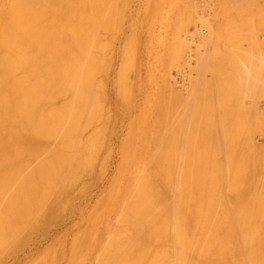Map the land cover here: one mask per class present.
Wrapping results in <instances>:
<instances>
[{"label":"rangeland","instance_id":"374dc122","mask_svg":"<svg viewBox=\"0 0 264 264\" xmlns=\"http://www.w3.org/2000/svg\"><path fill=\"white\" fill-rule=\"evenodd\" d=\"M3 1L6 2V4H4V5L1 4V8L4 10L3 11L4 15L0 16V24H5V25L7 24V25H10L11 27H15V26L22 27L21 24L22 25L24 24L23 27H24V30L26 32H27L26 24H29V25L32 24L31 26H34L33 29H35V30L32 29L33 30L32 35L34 36V34L37 32L36 33L37 36H35V37H37V39H40V36H43L44 38L45 37L49 38L48 33H45L46 34V36H45L44 32H49V30H51L52 27L55 25V28H53L52 30L55 29L54 30V31H56L55 33L59 34V35H60V32H62L64 30V33L68 34V35H66V37L68 38V36H69V39L65 38V40L70 41V38L72 37L71 38L72 42H73V40H75L74 43H76V45L78 44L76 49H79L80 46L82 45L81 47H84L83 52L84 53L86 52V54H85V56H83V58L79 57L78 62H80L82 59H84L81 61L82 63L85 64L82 70H84V68L88 65V68H85L88 71L87 70L82 71L83 77H81V78L85 77L86 80L89 79L88 80L89 82L85 80L86 82H88L89 86L88 85L86 86L88 88H87V92H86L87 97L85 98V101L86 100L87 101H86V103H83L84 105H82V106H84V107L82 109H79L82 107L81 106L82 103L78 104V105H77V103L72 104L71 102H74V97L71 100L69 99L71 101L70 103L72 104V106L69 105V109H67L69 111L66 110L67 112H65V113H67V117L69 114L74 115V117H75L77 115L76 113H78L80 110L84 109L85 113L81 112L82 114H80V112H79L78 115L76 116V117H78V116L82 115L81 118L78 117L79 120H78V118L75 117L76 122L78 120L77 123L74 120H73V122H72V120L70 121L71 118L69 119V117H68V119H67L65 117V120L67 122L69 121L71 123L65 122L66 124H64L63 123L64 117L62 119L61 115H59V117H57V118H56L57 115L54 116L52 119H55V121L54 120L47 121L46 123H48V125H46V123H45V125L48 127L47 129H49V127H51V129H52L55 125L57 127V128L55 127L56 132L59 131L58 132L59 136L54 137V139L52 138L53 140L52 139L50 140L49 137L43 138V139H48V140L52 141L53 143H50L48 140H46L47 141L46 142L43 139H39V137L37 138V140L34 139L35 141L39 140L40 143L37 142V143H39V148H41L40 145L42 143L47 145L45 147L46 148L45 152H44V149H43V152H42V150L41 151L38 150V151L42 152V154L39 152L40 153L39 156H37L38 152L36 153L37 148L36 149L33 148V149H35V151H33V149L30 150V148L33 146H29V144L27 145V146H29L28 151H27L26 150V148H27L26 144L23 146V147L26 146V148H23L22 147L23 144H22V142H20L22 144V145L20 144L21 145V149H20V147L18 145L19 144L18 141H17L18 144L15 143L16 145H13L12 142L14 143L15 142L14 140L13 141L9 140L10 139L9 137H8L9 139L5 140V141H7V140L12 141V142H10L11 144L8 143L10 145V149H12V147L15 148V146H16V148H18V149H16L17 151L15 149L11 150V151L15 150L14 152H16L17 155H15V156L13 155L14 157L10 156L11 158H8V159H12V158L15 159V157H18V154H19V158H21L22 160H24V158L31 157V159H29V161L25 160L24 164H26V162H30V160L32 161V158H36V156H37V159H36L35 163L33 161L31 162L34 165L30 163L31 165L28 166L29 164H26L28 166V168H26L27 167L26 165L22 164L23 161L18 159L19 162L18 161L17 162L21 163V164H19V167L17 166L19 169L15 168V170H14V168H12L11 171L9 170L10 173L12 172L11 173L12 175H14L16 171H18V173L19 172L22 173V175L24 177H21V179L18 180L17 182L13 181L15 178H10V175H9L10 173L7 170H3V168H2V171H0V180L1 181L2 180L4 181L5 179L3 177H6L3 175V177L1 178V175H2L1 173L4 172L5 174H7V176L9 175V178L6 177V180L3 182V184H1L2 182L0 183V193H1V191L3 192L5 190V188L7 190L9 188V191L11 192V190L13 188H15L14 186H17L16 184L19 183L20 186L19 187L17 186V188L18 189L20 188L19 191L22 189H23V191L18 192V189L15 191V189H16L15 188L12 191V193H14V191H15L16 194L14 193L13 195L15 196L18 194L17 196H18L19 200L21 199V200L25 201V198L28 197L26 199V201L24 202V205L22 204L23 202L21 201L22 202L21 208L28 206L30 209L28 207H26V208H23L22 210L26 209L24 211V213H26L25 215H27V213H29V215L30 214L33 215V216L27 215L28 217H30V219L27 218V220H26L24 217L25 215L22 214L23 212H20L21 210L19 211V214L22 215V216L19 215L21 217V219L19 217L18 218L20 219V221L17 218H15V219H17V221L20 223L23 222V224L21 223L22 227H21V225L19 226V224L17 223V221L15 219H12V218L8 219V222H10V220L12 221V224L10 223L11 225H14L17 223L16 224L17 226L16 225H14L15 227L12 226L14 229L15 228L20 229L19 227H21L23 229V230L15 229L13 231V233H15V235L17 233L20 235V236L16 235V237L11 236L6 232L7 231L6 229H8V228H5L7 226V221L5 220L6 221V223H5V222H3L4 219L2 220L0 218V226H2L5 223V225L2 226L3 227L2 230L0 229L1 234L3 233L1 235V237L6 232L9 235V237H8V235H4V236L8 237V240L10 239L9 240L10 243H8L9 242L8 240L7 241L4 240V241H6V243L4 242L5 244L3 243L4 244L3 245L2 242H3V239L5 237L0 238L1 246L2 245L6 246V247L2 246L3 251L0 252V264H140V263H142V264H164V262H167V261L169 262L170 257L173 256V254H171V253H173L172 251H174L175 256H177V254H176L177 252H175V251H178V248H179L178 243H179V245L183 244V246H184V244H187V242H189L188 243L189 246L188 245H186V246H188L190 249L193 248V246H191V245H194V242H195V245L197 242L199 243L195 246L194 249H192V250H194L193 252L195 253L196 256L190 252L192 254L191 255L192 257L195 256L196 262H198L200 259L199 254H202V255L206 254L208 252V248H209L210 251L213 249L215 253H217V251H218V253H222V254H219L220 257L216 256V257H218V263L217 264H220L221 262L225 263L224 261L230 262V260H227L229 258L234 261L236 259V257H237V261H239L240 264L242 263V260L244 261L242 264H252L251 263L252 259L249 260L250 256L248 255L247 249H245V251H242V249H243V247H242V249L240 250L241 254H240V251L238 252L234 248H233L234 249L233 251L231 249V254L229 251L231 248L230 245L232 243L235 244V245L234 244L233 245L236 248H237V246H242V245H240L241 243H243V245L246 243V241H243V239L253 238L254 236L252 237V234L255 235L254 232L256 233V235H255L256 237L259 236L260 234L264 235V233H263L264 227L262 229V226H264V217H263L264 214H262V213L264 211H261V210H264V208H261V207H264L263 206L264 205V196H263L264 195V185H263L264 184V174L262 173V172H264V161H263L264 160V0H64V1H62V0H60V1L59 0H47V2L45 0H3ZM57 1H58V3L60 2V4H58ZM0 3H2V0H0ZM64 4L67 6V8ZM2 5L5 8H3ZM68 5H69V8H68ZM62 7H64L63 9H67V10H63ZM60 9L63 11L62 13H61ZM71 10L76 12V14H73L74 12L73 13L70 12ZM63 13H64V15H63ZM68 13L69 14L72 13V14L69 15ZM59 14H61V16L62 15L63 16L59 17L60 16ZM67 14L69 15L68 17H70V18H67ZM77 16H79L80 18H78ZM65 19L67 22L65 21ZM74 19H76V20L78 19V21H76ZM74 21H76V22H74ZM65 22L67 23V25ZM46 25L49 27V29ZM56 25H57V27H60L62 31H60V28L57 29ZM61 25H62V27H61ZM44 27H45V29H43ZM50 27H51V29H50ZM64 28H66V29H64ZM71 28H72V30H71ZM40 29H42V32ZM46 29H47V31H46ZM22 30L23 29L20 28L19 34H21ZM32 30H28V32L30 31V33H31ZM66 30H69V31L71 30L70 31L71 33L68 31L65 32ZM54 31H53V36L55 34ZM40 33H43V35H40ZM25 34H27V33H25ZM38 34L40 35L39 37H38ZM49 34H52V33H49ZM69 34H73V35H71V37H70ZM74 34H76V35H74ZM77 34H78V36H77ZM59 35H57V38ZM35 37L31 36V38H34L33 39L34 41H35ZM77 37L78 38L80 37L79 38L80 40L77 39ZM50 38H49V40L51 41L52 38H54V37H52L51 39ZM55 38H56V36H55ZM45 39L47 40V38H45ZM45 39H42L41 41H43ZM61 39L62 38H58V39H56V41L57 40L60 41ZM65 40L62 39V41H65ZM84 41H85V43H83ZM35 42H32V44H34ZM79 42H82V44ZM45 43H47V42L45 41ZM49 43H52V42L48 41L47 44H49ZM23 44H21V45L26 47L25 46L26 44L25 43H23ZM38 44H40V43H38ZM38 44H37V46H39ZM24 47H22V49H25ZM28 47L29 46L27 45L26 48L28 49ZM29 48H31V47H29ZM37 48L34 47L33 49H37ZM76 49H72V50H76ZM79 50H78V53L80 52L79 54H77V52L75 51L76 55H80V54H81L80 56L84 55V53L82 54V52ZM26 51H29V50H26ZM31 51H32V49H31ZM35 51L36 50H34V53H36ZM31 53L33 54V52H31ZM37 53H39V52H37ZM32 54H30V55H32ZM72 54L73 53H70L71 56H73ZM24 55H25V53H24ZM27 56H29V55H27ZM69 56L66 57V60L68 58H70ZM89 56L92 58H90ZM85 57L87 58L88 63L85 62L86 61ZM7 58H9V57H6L4 60H6ZM24 58H26V55H25V57L23 56V60H24ZM41 60L42 59H40V62H41ZM66 60H65V62H66ZM89 62H91L90 65H89ZM25 63L27 64V61ZM33 63H31V65L27 64L30 67V69H28L26 72L27 73L29 72V74H30L31 71L35 69L37 72H35V70H34V72L32 71L34 76H32V74H31V78H30V75L29 74L28 75H29L30 79L33 80L32 77H34V79L37 81V79L39 80L43 75L39 76L38 70L40 68H38V70H37L36 67H38V66L36 65L37 64L36 61L33 60ZM226 63H228V64H226ZM239 63H241V64H239ZM66 64H68V62L65 63V65ZM33 66H34V68H33ZM68 66L66 68L67 71H70V70L75 71L76 70V69H74L75 67H73V66L68 67ZM82 66H83V64H82ZM91 67H92V69H90ZM241 67H242V70H241ZM80 68H82V67L80 66ZM227 68H229V69H227ZM232 68H233V70H232ZM244 68H247V69L245 70ZM219 69H220V71H219ZM224 69H226V70L223 71ZM230 69L232 70V72H230L231 71ZM238 69L241 72L238 71ZM244 70H245V73L243 72ZM74 71H72V72H74ZM86 72H88V73H86ZM238 72H239V74H238ZM25 73L24 72L19 73V76H20V74L25 75ZM34 73H37L38 77H35L36 75ZM84 73L86 74V76H84L85 75ZM24 75L22 76L23 80H25ZM28 75L26 74L27 77H28ZM223 75H225V77ZM232 75H233V78H232ZM240 75H241V77H239ZM242 76H243V78H242ZM43 77H44V79L46 78L45 76H43ZM50 78H51V76H50ZM240 78H241V80H240ZM32 80H31V83H35V82H33L35 80H33V81ZM83 81L84 80L82 79L81 82H83ZM221 81H223V82H221ZM227 81H228V83H227ZM239 81H240V83H238ZM37 82H42V81H37ZM208 83L209 84L212 83L213 86H212V84L209 85ZM234 83L237 84L238 86L235 85ZM37 84H35V85H37ZM40 84L41 83L38 84L39 85L38 87L41 88L42 86H40ZM82 85L83 84L81 83L80 87ZM215 85H217V86H215ZM209 86H211V87H209ZM38 87H36V88H38ZM51 87L52 86H50L49 89H51ZM84 87H85V85H84ZM226 87H229V90ZM44 88H46L45 85H44ZM44 88H43L42 92L49 93V91H48L49 89L46 88L47 89L46 90ZM53 88H55V87H53ZM221 88H222V91L218 90ZM232 88H234V89H232ZM231 89L236 90V91H233V93H232ZM44 90H46V91H44ZM72 90H74V89H72ZM90 90H91V93L89 94L88 92H90ZM208 90L209 91L212 90V91L209 92ZM224 90H226V91H224ZM54 91H56V90H54ZM76 91L77 90L74 91V94L76 93ZM80 91L82 93V90H80ZM206 91H208V92L205 93ZM218 91L219 92L221 91V92L219 93ZM241 91H242V93H241ZM50 92H51V90H50ZM203 92H204V94H203ZM216 92L218 93V96H217ZM223 92L226 95H224ZM46 93H43V95H42L43 100H45L46 97H48L45 95ZM54 93H56V92H54ZM54 93L53 94L49 93L50 95L47 94V95H49L48 98L53 97ZM239 93L243 94V95H240ZM19 94H21V93H19ZM19 94H18L19 99L17 98L18 99L17 101L15 100L16 98L14 99L16 101V103L20 101ZM72 94L69 93V95H71V97H72ZM237 95H239V96H237ZM226 96H227V98H226ZM233 96H235V98H238V99H236L238 102H236V100ZM10 97H11V95H10ZM61 97H59L60 99L56 98V100L60 102V100L63 98V97L62 98ZM80 97H78V99H80ZM83 97H84V94H83ZM208 97H210V99ZM9 98H7V99H9ZM11 99H12V97L9 100H11ZM65 99L68 100V98H64L62 100H65ZM214 99H215V101H214ZM62 100L60 103L64 105L65 103ZM66 100H65V102H66ZM78 101H76V102H78ZM59 102L55 101L54 103H59ZM43 103H45V101ZM60 103L55 104L54 106L51 105L52 108H49V109H47V107H49V106L44 107V105H43L44 111H43V109L41 111L45 112V108H46V110H49L50 113H53L51 110H53V108L56 105L57 106L60 105ZM207 103L209 105H207ZM15 104L11 100L10 105H8V106H10V108H11L12 106L13 107L16 106ZM233 104H234L235 108H233V106H232ZM195 105L196 106L198 105L197 108ZM57 106H56V108H57ZM61 106L58 107L59 111H61L60 113H62V111L64 112V109H65L64 106L62 108H61ZM65 106H67V104ZM75 106L76 107L79 106V107L76 108ZM86 106H87V108H86ZM209 106L211 108H209ZM229 106H231V108ZM236 106H237V108H236ZM72 107L79 109V110H76V113L73 112L76 115L69 113L72 110L71 109ZM25 108H26V112H25ZM25 108H24V111L22 110L23 109L22 108L21 109L22 112L20 114L17 112V114L18 115L23 114L24 116H22V115L21 116L25 120L24 123H25V125H28V123H30L29 121H31V119L28 118L29 119V121H28V119L26 120V118L29 116L28 115L29 112H31V114H33L32 113L33 110H32V107L30 109L27 107H25ZM39 108H41V107H39ZM39 108H37V111L39 110ZM56 108H54V109H56ZM185 108H186V110H184ZM192 108H193V110H192ZM194 108H195V110H194ZM58 109H57V111H58ZM61 109H63V110H61ZM196 109H198V110H196ZM205 109H207V110H205ZM209 109L212 111H210ZM199 110H201V111H199ZM37 111H34V112H36L35 114L38 113ZM49 111H47V112H49ZM54 111H56V110H54ZM59 111H58V113H59ZM194 111H195V113H190V112H194ZM205 111H207V112H205ZM24 112H25V114H24ZM26 113H27V115H26ZM58 113H56V114H58ZM174 113H176V114H174ZM189 113H190V115H189ZM208 113H209V115H208ZM193 114L195 116V119H194ZM195 114H197V115H195ZM62 115H63V113H62ZM185 115H187V116H185ZM64 116H65V114H64ZM191 116H193V117H191ZM34 117H35V115H34ZM74 117L72 119H74ZM188 117H189V120H188ZM31 118L33 119V117H31ZM35 118L38 119V117H35ZM198 118H200V119H198ZM212 118H213V120H212ZM8 119L12 120V117L9 118V116H8ZM190 119H193L194 121H192ZM207 119H208V121H206ZM171 120H173V122H170ZM196 120H199L200 122L202 121L201 124L202 123L205 124L207 122V124H205V126L206 125L207 126L204 127V126L198 125L200 123H199V121H198V123H195V122H197ZM5 121L3 123H5ZM9 121H8V123H9ZM26 121H27V123H26ZM34 121L35 120H33V122L31 121L32 122L31 124H33ZM189 121H191V122H189ZM53 122L56 124H54ZM175 122H176V124H175ZM209 122H210V124H209ZM8 123L6 122L7 125H8ZM40 123L36 122L33 125H35V126L37 125L36 127H38V125L40 124L43 127L44 125L42 124V122H40ZM62 123L64 124V126L66 125L65 127L67 129V133L65 132L66 129H64V126H62L63 130H61V131L62 132L64 130L65 131L63 133H61V135H60V130L58 128H59V126L61 127ZM74 123L77 124L78 128L74 127L75 126ZM165 123L167 124V126ZM170 123H171V125H168ZM31 124H29L28 126H24L26 128V131L28 130L29 127L31 128ZM58 124H59V126H58ZM70 124H72V128L74 127L76 129L68 128L67 126H69ZM179 124L181 125L182 128H180ZM194 124H196V126ZM33 125H32V127H33ZM40 125H39V127H40ZM79 125H80V127H79ZM197 125H198V127H200V126L201 127L198 128ZM171 126H173V127H171ZM175 126H176V128H175ZM168 127H169V130H168ZM192 127H193V129H192ZM202 127H204V128H202ZM215 127L217 129H220V130H217ZM30 128H29V130H31ZM177 128H179V129H177ZM225 128H227V129H225ZM39 129L40 128H38V129L34 128L33 130L38 131ZM60 129H62V128H60ZM170 129H173V130H170ZM204 129L206 131H203ZM207 129H208V131H207ZM209 129H211V130H209ZM228 129H229V131H227ZM71 130H72V132H71ZM187 130H189V133ZM168 131H170V133H168ZM180 131H181V133H180ZM183 131H184V133H183ZM201 131L204 134L203 135L204 137L207 135L206 136L207 139L206 138H203L202 140L200 139L201 142L202 141L204 142V140L206 141L204 143L202 142V144H201V142L198 143L199 142L198 138L203 137ZM222 131H223V133H220ZM56 132L52 135L54 136L56 134ZM206 132H209L210 135H208ZM181 134L184 137H182ZM221 134H223V135H221ZM166 135H169V137H166ZM195 135H197V137ZM198 135H199V137H198ZM163 136L166 138H164ZM170 136H172L171 140L173 141V143H174V141H175V143L176 142L178 143L179 138L182 139V141L180 140V145H179V143L178 144L176 143L177 146H175L176 144L171 143L172 141L170 140V138H171ZM209 136L210 137L212 136V138L210 139ZM5 137H7V135ZM175 137H177L178 139L175 140L176 139ZM219 137H221V139L223 138L224 140H220ZM168 138H169V140H168ZM215 138H217L219 140V143H217L218 140ZM226 138L228 140H225ZM163 139L165 141L167 140L168 142L166 141V143H165V141H163ZM193 139H195V140H193ZM34 140H33V142H35ZM189 140H190V142H189ZM215 140H217V141H215ZM193 141H195L197 143H195ZM230 141H231V143H230ZM213 142H214V145H213ZM54 143H55V145L58 143L57 144L58 146L56 145L55 149L53 148V150H52L51 145H53ZM160 143H162V144L160 145ZM187 143L191 146L189 147V145ZM222 143H224V144L227 143V144L224 146ZM44 144H43V147H44ZM49 144H50V147H49ZM59 144H61V145H59ZM64 144H65V146H64ZM163 144H165L164 147H162ZM167 144H169V145L166 146ZM70 145L72 147V148L70 147L71 149L69 148ZM171 145H172V147L170 148ZM192 145H194V146H192ZM220 145H221V147H220ZM165 146H166V148H165ZM77 147H78V150L76 149ZM191 147H192V149H191ZM197 147H198V149H197ZM172 148H174V149H172ZM219 148H222V150L221 149L219 150ZM48 149H50L53 153L48 151ZM164 149L166 150V152L164 151L165 156H162L163 155L162 150H164ZM167 149H168V151H167ZM209 149H212V150H209ZM215 149H217L216 153H217V151H219V154L217 153L218 157H216V155L213 154V152L215 153ZM224 149H226V150H224ZM192 150H193V153H192ZM199 150H201V151H199ZM234 150L236 153L234 152L232 154V152ZM236 150L238 151V153ZM32 151H33V153H32ZM169 151L171 152V154L169 153ZM225 151H227L226 152L227 154L225 153ZM228 151H229L230 157L227 156ZM245 151H246V154L244 153ZM247 151H249V152L247 153ZM211 152H212V154H211ZM224 153H225V155H224ZM242 153H243V155H242ZM257 153H258V155L256 156ZM77 154H79V155H77ZM238 154H240L241 157H239ZM244 154L247 157H248L247 154H250L251 156L254 155L253 157H251L249 155V157L252 158V159H250L252 162L249 161L248 160L249 157L246 158L244 156ZM33 155H34V157H33ZM167 155L169 158L165 159L167 157ZM232 155H233V157H232ZM259 155L260 156L262 155V156L259 157ZM76 156H77V158H76ZM156 156H157V159L161 160L162 162L161 161L157 162ZM197 156H200V157L198 158ZM212 156H214V157H212ZM83 157H84V159H83ZM85 157L88 158L87 162L85 161ZM162 157H164V160H162ZM170 157H171V160H170ZM78 158H79V161H78L79 163L81 162L80 160L83 159V161H85L87 163V165L91 164L92 167L87 166L82 161V164H81L82 167L79 164L77 165V166H79L77 168V171H78V169L80 171V169L82 168L80 172L78 171L79 174H77V175H79V177L76 175L77 181L75 179H72V178H71L72 181H69L71 176H69L68 173L69 174L71 173V175L73 174L74 167H75L74 163L78 160ZM154 158L156 159L155 162H157V165L154 162V160H155ZM189 158H191L192 160ZM201 158H202V160H201ZM240 158H241V160H240ZM242 158H244V159H242ZM262 158H263V160L261 161ZM73 159H74V161H73ZM195 159L197 160V161H195L196 163H194ZM217 159H218V161H217ZM256 159L258 160V162ZM15 160H17V159H15ZM165 160H166V162H164ZM198 160H199V163L197 164ZM206 160H208V161H206ZM223 160H225V161L223 162ZM247 160L249 161V163L250 162L251 163L249 164L247 162ZM254 160H256V163H258V164H256ZM3 161H2V163H3ZM190 161H192L193 163L192 162L191 163L196 166L197 173H196L195 167L190 166L188 164V163H190ZM201 161H204L205 163L209 162L210 164H212L213 169H211L212 166H210L209 163H206V167H203L202 165H205V163L201 162ZM235 161L237 162V164H235L236 163ZM240 161H242V163H239ZM13 162H14V160L10 164H12ZM78 162H76V163H78ZM90 162H92V163H90ZM260 162H261V164H259ZM158 163H159V165H158ZM165 163H166V165H165ZM171 163H174V165ZM200 163H202V165ZM229 163H231L232 165L231 164L228 165ZM10 164L8 162L9 166H10ZM17 164H15V162H14L13 165H17ZM161 164L165 165V166H163V168L165 170L161 167ZM167 164H169V166H171V167L167 166ZM217 164L218 165L220 164L221 166H218ZM224 164H225V166H224ZM251 164H253V165H251ZM83 165H86V168H84ZM215 165L217 166V168ZM245 165H247V166H245ZM24 166H26V167H24ZM166 166L169 167L170 170L168 168H166ZM214 166H215V168H214ZM172 167L174 170H176V171L178 170L177 174L175 171H173ZM222 167L225 168V169H223L222 172L223 173L226 172L225 173L226 177H227V173L229 172L227 178H225L224 176L223 177L220 176L222 173L221 172ZM260 167H262V169ZM25 168H26V170H25ZM70 168H71V170H70ZM160 168H161V170H160ZM191 168H192V170H191ZM198 168H202V171L199 172L200 169H198ZM205 168H207V169H205ZM236 168H238V169L236 170ZM188 169L190 172L191 171L192 172L190 173L188 171ZM218 169H220V170H218ZM232 169H234L235 171H233ZM246 169H248V170H246ZM258 169H261L262 171H259ZM13 170H14V172H13ZM88 170H90V171H88ZM167 170H169L171 173ZM185 170L188 173H186ZM203 170H205V173H204V175H201ZM226 170H228V171H226ZM239 170H240V172H241V170L242 171L245 170L247 173H245V171H244L243 172L244 175H243L242 173L239 172ZM22 171H25V173ZM85 171H87V174ZM161 171L162 172H169V174L168 173H162ZM172 171L175 172L174 175H178V176H175L177 178H174ZM180 171H181V174H180ZM207 171L210 173H208ZM213 171L216 172V174L213 173ZM219 171H220V173H219ZM157 172H160V173H157ZM260 172H261V174H260ZM83 173H85L86 175H84ZM195 173L196 174L199 173V176L196 175ZM217 173H219V174H217ZM223 173H222V175H224ZM235 173H236V176H235ZM251 173L253 174V176H251L252 175ZM81 174L83 176H81ZM163 174H166V175L168 174V175L163 176ZM179 174L181 176H179ZM189 174H191V175H189ZM192 174H194L195 179H193ZM211 174H213V175H211ZM232 174H234V175H232ZM12 175H11V177H12ZM215 175H217V176H215ZM169 176H170V179H169ZM171 176H173V177L171 178ZM190 176H192V177L190 178ZM203 176H206V178H205L206 180L204 179V183L206 185L207 184L209 185L208 186L209 189L205 184L202 185L203 184L202 183L203 182V179H202ZM213 176H215L216 178ZM218 176H219V179H218ZM249 176H251V177H249ZM160 177L161 178H163V177L167 178V179L163 178V179H165L164 180L165 183H163V179L161 180ZM182 177H184V178H182ZM185 177H187V178H185ZM257 177H259V178H257ZM73 178H75V176ZM178 178H180V179H178ZM224 178H225V181H223ZM9 179H12V180H9ZM183 179L190 180V181L187 180L186 183L192 184L196 190H197V188H201V187L204 188V190H201L202 188L200 189L201 192L196 191L198 194L195 192L197 194V195L195 194V196H193L194 195L193 191H195V189L193 188L192 192H189V193L192 195L191 196L192 198L194 197L193 198L194 200L192 198L190 200H192L193 202H195V200L198 201L196 198H199L201 193L203 191H205V192H203L205 194V196H203L202 198L203 199L205 198V201L208 200L209 202L211 201V203L213 202V204L211 205V210L209 212H207L211 218L206 215L209 218V220H208V218L206 219V217L204 220H205L206 226L209 225V226L213 227L212 230L216 231V229H217L219 231V232L216 231L217 235H215L216 237L218 236L215 239V243L218 241L219 242V243L217 242L218 244L217 243L216 244L210 243L211 241L214 242L213 239L215 237L213 236V234H216L214 231L208 229L209 232L211 231L210 232L211 237L212 236L214 237V238L212 237L213 239L211 240L210 239L211 237H210L209 233L207 232L208 231L207 229H206V232L204 230L205 228L201 229L203 231L198 230V229H200L199 227L202 224H204V220H202L204 216H202V217L199 216L201 218V220L200 219H199V221H197L198 219L196 220L198 222V224L200 223L199 226H197L198 224L195 221L196 216L194 214H191V216L189 215V213L186 214L188 212L187 210L189 208L187 209V207H185V206H187L188 202L191 203V201H189L188 195H186L187 192H186V194L184 193V195L187 196V198H184V202H186L185 200L187 199L185 206L180 204L181 207H184V208L177 206L179 204L180 197L182 199V197L184 195L180 196L179 198H175V199H177V200L179 199V200H178V203L176 201V202H174V205H173L172 201L175 200L174 196L175 197H178V196H176L177 194L171 195L172 191L174 190V192H175V190L179 186V185L178 186H176V185L178 183L182 184ZM191 179H193V180L191 181ZM197 179H201V181L199 183H197L198 182ZM207 179L209 180V182ZM210 179H212V180H210ZM220 179H221L222 183L220 182ZM251 179H252V181H251ZM142 180L147 182L146 184L150 185V186H148V185L145 186L146 190L148 188L146 193L149 194V192H151L150 195L152 193H154V194L159 193L158 196H160V202L159 201L158 202H159L160 206L163 205L160 208L159 204H156V206L158 205L157 207H158L159 211H160V209L161 210L163 209L165 204L168 205V208L169 207L171 208V205L174 206V208L172 206L174 211H170V209L167 210V207H165L166 209L164 208L166 211L164 209L161 211L162 213H160L157 210L160 214H162L161 217L163 216V212H166V213H164V214H166V215H164V217L166 216L165 218L174 217L175 218L174 220H177L178 217L182 218L183 217L182 215H184V216L188 215L185 218L188 219L189 224H191L190 222L195 221V223L197 225L193 228V231H192V232H194L193 233L194 237L192 235V232H190V231L184 232V233L188 232L187 237L184 239L194 238L193 241H192V239H190L191 242H193V244L189 241V239H187V240L183 239L184 235L186 236V234H184L182 231L183 225L185 223L187 224V220L185 218L184 219L186 220V222L181 219L182 220L181 222H185V223L182 225L181 230H179L180 232L177 230H176L177 232L175 231V229H177L176 225H175V229L173 230L174 232L172 231V229H173L172 225L173 224L170 225L169 223H173V221L172 222H171V220L169 221V218H168L167 222H169V223H167L166 225H168V224L170 225V227L172 229L169 228L168 230L171 229L172 233L171 232L169 233L166 231V235L164 234L165 229L168 228L169 225L167 227L164 224V226L166 228L165 227L163 228V226H162L163 229L159 228L162 225L161 220H163V218H161L160 215L157 216V218L160 217V220H158L157 218L156 219L154 218V220L156 222H158V223L155 222L156 226H157V224L160 225L155 229L159 228V230H161L160 232H159V230L155 231V229L153 231V228L155 227V226H153V225H155L153 223L154 220L150 219V217L145 216V215L144 216L146 217V219H145L146 221L148 220L147 217L149 218V220H152L150 223L146 222L147 223L146 224L144 221V225L142 224V227H141V225H139L141 228L138 227L137 225H135V224H139V223L134 224V220H136V218L138 217L139 212L137 214V217H136L135 213L139 209H141L142 214H144V213H146V210H147L146 208H144V210L146 209L144 212V210L142 209L143 207H139V205H142L143 202H142V204L138 203L139 201L136 200V199H138L137 192H136V194L134 193L135 191H140V189L142 190V188L139 186L141 182L144 183V181H142ZM166 180H168V181L170 180L172 185L169 184L167 186L166 184L168 183V181H166ZM214 180H216V181H214ZM237 180H238V182H236ZM245 180L247 181V183L245 182ZM256 180H258L259 183L256 182ZM66 181H67V183H66ZM74 181H76V183H74ZM226 181H228L229 183L228 182L226 183ZM69 182H71V185H69V188H68L67 185L69 184ZM216 182L217 183L219 182L220 184H223V185L226 184L225 185L226 187L228 185L229 187H227V188L229 189V192L231 194L226 191L228 189L225 186H223V185L220 186V184L219 183L217 184ZM230 182H231V184H230ZM244 182H245V184H247L246 186H245ZM72 183H74V184H72ZM173 183H175V185ZM213 183H215V185L211 186ZM143 186L144 185H142V187ZM203 186H205V187H203ZM215 186H216V189L215 188L210 189V187L212 188ZM70 187H71V189H70ZM168 187L171 188V192L168 189ZM222 187H223V189H222ZM2 188H3V190H1ZM138 188H139V190H138ZM180 188H181V185H180ZM180 188H178V190H176V191H179ZM134 189H135V191H134ZM144 190H142V191H144ZM212 190H213V194L209 193ZM214 190H215V192H214ZM235 190H236V192H235ZM245 190H247V191H245ZM168 191L170 192V194L167 193ZM232 191H233V193H232ZM140 192H138V194ZM246 192L248 194H246ZM20 193H23V195L25 197H23L22 194L20 195ZM26 193L29 196L26 197ZM146 193H145V195H146ZM160 193H162L163 195H161ZM220 193H221V195H220ZM228 193H229V195H228ZM140 194H139L140 196H142V194L144 195V193H142V192ZM154 194H152L151 196H153ZM251 194H253L252 195L253 197H251ZM168 195H170V196H168ZM211 195L213 197H211ZM240 195H241V197H240ZM19 196H21V197L19 198ZM135 196H137V197H135ZM144 196L141 197V198H144V206L145 205L146 206L151 205V203L153 204L152 197L151 198L149 197L151 202L147 203L148 204L147 205L145 202H148V201H145V199H147V198H145ZM148 196H146V197H148ZM163 196L165 198L168 196L169 197L168 199H170L171 196L172 197L169 200V202L166 203L168 201V199L166 198L167 201L165 200V198H162V200H161V197H163ZM215 196H216V199L214 198ZM132 197L134 198L133 202H132ZM210 197H211V199H209ZM218 197H219V199H218ZM226 197H227V199H226ZM141 198H139V200H141ZM149 198H148V200H149ZM220 198H222L223 200ZM250 198L255 201L254 204H256V203L257 204L254 205L252 202L253 200H250ZM18 199H16V200L18 201ZM29 199H31L30 201H33V202H27V200H29ZM247 199H248L249 203H245V201L247 202ZM164 200L166 202H164ZM221 200H222V202H220ZM154 201H155V199H154ZM161 201L163 202L162 204H161ZM235 201H237L239 203V205H243L245 203L243 205L245 209L243 208V206L239 207V205H237L238 203ZM259 201H261V202L263 201L262 206H261V202H259ZM193 202L191 204H193ZM217 202H218V204H216ZM233 202H235L234 205H235V208H237L236 210H239V208H240V210L243 209L241 211L242 213H239V211H236V214H235L236 216H234V213H228V211H227V208L228 209L230 208V210H231V208L235 210V208H233L234 206L232 205ZM250 202L252 204L251 206H250ZM18 203H20V202H18ZM221 203H224V204L221 205ZM226 203L229 204L228 205L229 207L227 206ZM169 204H170V206H169ZM182 204H184V203H182ZM230 204L232 205V207ZM259 204L261 207H259L260 209L259 208H257V209H259V211H261L260 214H258L259 211L254 212V210H251V209H253L252 206L258 207ZM3 205H1V207H3ZM134 205H135L136 209H133ZM189 205L190 204H188V206ZM215 205H216V208H214ZM42 206H44L45 208L43 207V209H42L41 208ZM152 206H154V205H152ZM152 206H151V208L149 206V208L152 209ZM35 207H37L38 209ZM137 207H139V209ZM178 207H180V208H178ZM222 207H223L225 212L227 211L225 214H223L224 212H223ZM250 207H251V209H250ZM14 208H16V206ZM175 208H178L181 210L183 209L180 212V214H178V215L182 214L181 216H177V212H179V210L175 209ZM0 209H1V211H0V213H1L2 210H4V209L3 208H0ZM34 209H37V210H34ZM150 209H148V211ZM153 209L155 210V214H154V212L152 214L151 211H149V213H150L149 214L147 211V214L149 216H151V218H153L152 217L153 215H156L155 206ZM216 209L218 210V212H217L218 214L216 213V211H217ZM257 209H255V210H257ZM28 210L29 211L32 210V211L28 212ZM134 210H136V211H134ZM212 210H213V212H212ZM234 210H232V211H234ZM244 210H246V211H244ZM12 211L9 213H12ZM132 211H134L135 213L132 214ZM3 212H5L4 216L3 215L1 216V214H2L1 213L0 217L4 218L5 215L9 214L7 211H3ZM6 212H7V214H6ZM170 212H173V213H170ZM248 212L252 213V215L249 214ZM13 213H15V212H13ZM37 213H39L38 216H36ZM212 213H214V215ZM219 213H220V215H219ZM16 214H17V212H16ZM34 214L36 217L34 216ZM174 214H176V215L174 216ZM221 214H223V215H221ZM130 215H132L135 218L131 219L133 217ZM216 215L218 216V218H219V216H220V218H222V216H223L224 219H225L224 216L226 215L227 218L225 220H223V219H221V220H223V223L225 224V221L230 219L229 221H230L231 225L233 224L234 227L237 225V224L235 225V223H237V221H239V220L240 221L243 220L241 222L239 221L241 223L240 225H242L243 222H246L249 225V220H250L251 223H250L249 228L252 227L254 230H251L252 229L251 228L250 229L251 231L250 230L248 231L247 230V229H249V228H247L248 225H246L245 223H244L245 224L244 228L246 226L247 231L242 226H239V224H238V226H236L237 231H236V229L235 230L232 229L233 233L230 231V229L233 227L231 225H230L231 228L230 227H228V228L227 227L226 228L225 227L224 228H217L214 226L215 222L218 221V218ZM139 216H141V214H139ZM144 216L142 215L141 218L138 217L136 222L137 221L139 222V219H140V221H143L141 219H144L145 218ZM228 216L230 217L229 219H228ZM238 216H241V217H238ZM244 216L246 217V219L248 221H246V219L244 220V218H243ZM261 216H262V218H260ZM31 217H34V218H32L33 220L31 219ZM231 217H232V219H231ZM235 217H236V219H235ZM22 218H24V220L26 222L24 220H22ZM165 218H164V220H165ZM191 218H193L192 221L190 220ZM1 220H2L3 224L1 222ZM13 220H15V221H13ZM36 220H37V222H36ZM129 220L131 222H129ZM132 220H133V222H132ZM31 221H33V223L36 225L33 226L34 224ZM201 221H202V223H201ZM252 221L254 223H252ZM24 222L26 224H27V222H28V224H30V222H31L32 226H31V224H30V226L27 224L28 225V228H27V227H25L27 225ZM209 222H211L210 224H212V225L208 224ZM213 222H214V224H213ZM220 222H222V221H218L217 223H220ZM131 224H132V227L130 226ZM189 224H187V225H189ZM227 224H229V222H227ZM257 224H259V225H257ZM185 225H184V228H185L184 230H186ZM8 226H9V223H8ZM135 226H137V229L135 228ZM144 226H145V228H147L146 229V231L148 230L147 232L144 231V229H145ZM257 226H259V228ZM23 227H25V229L27 228L26 231L29 230V228H30V230H32V231H30V230L28 231V232H30L29 234L31 236H29L28 232L24 231ZM119 227H121L122 230L125 228L124 230L126 233L124 232V230L119 231ZM133 227L135 228L136 233L134 232ZM189 227H191V225ZM196 227H197L198 231L196 230L197 232L195 233L194 229H196ZM129 228L132 230V231H130V233L127 232V229H129ZM238 228H240L242 232H240V230ZM257 228L259 230V233L257 232V230H255ZM189 229L191 230V228L187 227V230H189ZM223 229H224V231H223ZM17 230H18V232H17ZM162 230H164V231H162ZM9 231H11V228L9 229ZM117 231H119V233H120L119 236H122V239L124 238L121 241L124 243L120 242V239H121V237H120L119 241H118V239L116 240L119 242V244L117 243L118 245H113V244L109 245L111 240L113 242L112 238L117 236V235L114 236L115 232L118 234ZM227 231H229V233ZM131 232H132V234H131ZM212 232H213V234H212ZM222 232H223V235H220V234H222ZM9 233H11V232H9ZM146 233H148V234H146ZM173 233H174L175 237H174ZM180 233H182V234H180ZM21 234L23 235L22 237H21ZM130 234H131V236L128 237V235H130ZM176 234L179 236L178 238H180V242H177V241H179V239L177 240ZM196 234H198V235L196 236ZM229 234H231V235H229ZM248 234H250L251 236ZM161 235L165 236L167 238L162 237ZM180 235H182V236H180ZM226 235L229 237L228 239L226 238ZM151 236H153V237H151ZM157 236H159V237H157ZM169 236L171 237L170 242H171V239L174 240L173 243L175 245H173V246H175V249H173V246L171 247V243H167L169 241L165 240L167 244H170V246H166V243H163L164 240L162 241L163 238L169 239ZM10 237L13 238V241H12V238H10ZM126 237H127V239H126ZM144 237H146V238L144 239ZM197 237H199L198 241L195 240V238H197ZM207 237H210V238H208L211 240V241L209 240L210 242L207 241ZM230 237L232 238L231 240H229ZM233 237H234V239H233ZM237 237L239 239H237ZM116 238H114V239H116ZM134 238H135V240L141 239V242H138L139 240L137 241V243H136V241L132 242V240ZM159 238H160V240H158ZM201 238H203V239L205 238L206 242H203V240ZM34 239L37 242H34L33 241ZM181 239L186 241V243H184V241L182 243ZM14 240L17 242H14ZM152 240H154L155 242L153 241V243H152ZM249 240H247V241H249ZM19 241H21V242H19ZM116 241L114 240V242H116ZM142 241L144 242V245L148 248H146L143 245ZM148 241H149V243L147 245ZM150 241H151V243H150ZM222 241L225 243H222ZM228 241H230V242L232 241V242L230 243ZM250 241L253 242L254 240L251 239ZM31 242L32 243L34 242L33 245ZM134 242H135L136 246L138 247V249L135 247V244H133ZM158 242H160L159 245H156V244H158ZM11 243H15V244H13V246H15V247L12 248V246H10V245H12ZM21 243H23V245H25V247ZM131 243L133 245H131ZM28 244L31 246H28ZM114 244H116V243H114ZM137 244L140 246H138ZM210 244L214 247L211 248L212 246ZM21 245L23 246V248ZM26 245H27V247H26ZM221 245H223V246H221ZM1 246H0V248H1ZM158 246L159 247L161 246V247L159 248ZM183 246H181L182 248L180 247L181 250L183 249ZM186 246H184V253L187 250H188L187 252H189V248L188 247L186 248ZM200 246H202V247H200ZM144 247H145V249H144ZM205 247H207V248H205ZM4 248H6L7 250ZM134 248H135V250H134ZM204 248H205V250H204ZM128 249L130 251H132V254H131V256L133 255L132 258H130V256H129L130 254L129 255L127 254V253H131ZM148 249H150V251ZM139 250L143 251V252H141L143 255H147V257H146L147 259H149L148 256L152 257L151 255H153V257H155V258L152 257L149 260H145L144 257L142 258V254H139L140 253ZM158 250H159V252H158ZM192 250H190V251H192ZM195 250H196V252H195ZM235 251L237 252V255L240 254V256L243 257L245 254V257H247V258H245V257H244V259L241 257L238 258ZM246 251H247V254H246ZM133 252H137V253L134 254ZM145 252H147L148 254H146ZM164 252H166V253L168 252L169 258L166 257L167 254H165ZM226 252L229 253V255ZM178 253H180V252H178ZM181 253H182V255L178 254V258L180 256L183 257V258H180V260L182 261L180 264H183V263H185V260H182V259H185L186 256L189 257L190 253L185 254V258L183 256L184 253L182 251H181ZM211 253H212V255L214 254L213 252H211ZM232 253H234L235 255ZM126 254L129 256V258H127L128 256ZM157 254H158V256H157ZM225 254H227V256ZM18 255H19L20 259H19ZM122 255H123V259H122ZM159 255L161 256V259H160ZM197 255L199 256V259H198ZM134 256H137V257L135 258ZM175 256H173V257L175 258ZM157 257H159V259H157ZM162 257L164 259L166 258L164 260V262H163ZM226 257H229V258H226ZM176 258L174 259V260H176L174 262V264H178L180 262L179 260H177L178 258L177 259ZM195 258H192V261H193L192 264H195L194 263ZM223 258H226V259H223ZM130 259H132V260H130ZM151 259H153V260L155 259V261H153ZM171 259H172V257H171ZM171 259H170V262L172 261ZM190 259H191V257H190ZM263 259H264V257H263ZM186 260H188V259L186 258ZM245 260H247V261H245ZM147 261H149L150 263H148ZM192 261L188 260V262H192ZM219 261H220V263H219ZM233 261H231V262H233ZM188 262L186 261V264H188ZM248 262H250V263H248ZM172 263H170V264H172ZM198 264H199V262H198ZM213 264H216V262ZM233 264H236V260Z\"/></svg>","mask_w":264,"mask_h":264},{"label":"bare ground","instance_id":"6f19581e","mask_svg":"<svg viewBox=\"0 0 264 264\" xmlns=\"http://www.w3.org/2000/svg\"><path fill=\"white\" fill-rule=\"evenodd\" d=\"M45 1L47 2V0H45ZM59 1H60V0H59ZM62 1H64V0H62ZM3 2H4V1L2 0V3H0V16H3V15H4V12H3L4 10L1 8V4L4 5V4H6V2H4V3H3ZM57 3H58V1H57ZM61 3H62V2H61ZM66 3H67V2H66ZM58 4H60V2H59ZM3 5H2V7H3ZM64 5H65V4H64ZM65 6H66V5H65ZM3 8H5V7H3ZM63 8H64V7H62V9H63ZM66 8H67V6H66ZM68 8H69V5H68ZM60 10H61V9H60ZM63 10H67V9H63ZM62 12H63V11L61 10V13H62ZM64 12H65V11H64ZM67 12H68V11H67ZM70 12L73 13L74 11L71 10ZM65 13H66V12H65ZM72 13H71V14H72ZM68 14H69V13H68ZM68 14H67V18H70V17H68V16L71 15V14H69V15H68ZM73 14H76V12H74ZM59 15H60L59 17H62V16L64 15V13H63L62 16H61V14H59ZM72 16H73V15H72ZM74 17H75V16H74ZM77 17L80 18L79 16H77ZM65 18H66V17H65ZM68 20H69V19H68ZM74 20H76V19H74ZM63 21H64V20H63ZM65 21H66V19H65ZM76 21H78V19H77ZM76 21H74V22H76ZM66 22H67V21H66ZM66 22H65V23H66ZM70 22H71V21H70ZM74 22H73V23H74ZM68 23H69V22H68ZM23 25H24V24H23ZM23 25L21 24L22 27H19V26L11 27L10 25H7V24H6V25H5V24H0V171H2V168H3V170H7L8 172H9V170L11 171L12 168H14V170H15V168H18V167H19V164H21V163H18V162H19L18 159H20L21 161H23L22 164H24V161H25V160H26V161H29V159H31V157H28V158H24V160H22L21 158H19V154H18V157H15V159H17V160H15L14 158H12V159H8V158H11L10 156H13V155L15 156V155H17L16 152H14V151H15L16 149H18V148H16V146H15V148H13V147L11 146L12 149H10V145H9V144H11L10 142H12V141L14 140L15 142H14V143L12 142L13 145H16L15 143L18 144V142H19L18 145H19L20 149H21V145H22V144H23L22 147H23L25 144H26V146L29 144V146H33V147L30 148V150H32L33 148H35V149L37 148V149H36V150H37L36 153L38 152V153H37V154H38L37 156H39L40 153L42 154L43 149H44V152H45V149H46L45 147H46L47 145L41 142V143H42V144L40 145L41 148L43 147V144H44V147L41 149V148H39V143H40L39 140H38V141H35L34 139L37 140L38 137H39V139H43V138L49 137V139L51 140L52 138L54 139V137H58V136H59V135H58V134H59V133H58L59 131L56 132V129H55L56 126L54 125V127L52 126V127H53L52 129H51V127H49V129H47L48 127H47L46 125H48V123H46V122H47V121H50V120H51V121H52V120L55 121V119H52V118H53L54 116H56V115H57L56 118L59 117V115H61V118H62V119H63V117H64V122H63L64 124H66L65 122H67V121L65 120V117H66L67 119H68V117H69V119L71 118L70 121L72 120V122H73V120H74V121L76 122L75 117L78 115V113H79V112H80V114H82L81 112L85 113V112H84V109H83V110H80L79 112L77 111L78 113H76V110L82 109V108L84 107V106H82V105H84L83 103H86V101H87V100L85 101V98L87 97V96H86V95H87L86 92H87V88H88V87H86V86L88 85V82H89L88 80H89V79L86 80L85 77H84L85 79H84V78H81V77H83V76H82V75H83V74H82V71H84V70L86 71L87 69H85V68H88V65L84 68V70H82L85 64L82 63L81 61L84 60V59H82L80 62H78L79 57H80V58H83V56H85V54H86V52H85V53L83 52V51H84V49H83L84 47H81V46H82V45H81L80 48L78 47L80 50H79V49H76L77 46H78V44L76 45V43H74L75 40H73V42H72V40H71V38H72L71 35H73V34H69L70 37H71V38H70V41H71V42H70L69 40H68V41L65 40V38H67L66 35H68V34H65V33H64V30L62 31L60 27H57V25H56V28H57V29L60 28V31H62V32H60V35L55 33V32H56V31H54L55 29L52 30L53 28H55V25L52 27V29H51V27H50L51 30H49V32H44V35H45V36H46L45 33H48L49 38H50V37H51V38L54 37V38H52L51 41L49 40L48 37H45V38H47V40H46L43 36H40V35H43V33H40V35L38 34V37L40 36V39H37V37H35V36H37V34H36L37 32H36V33L34 34V36H33L32 33H33V30H35V29H33L34 26H31L32 24H31V25L26 24V28H27V29H26V28H25V29L27 30V32L24 30ZM43 25H44V24H43ZM58 25H59V24H58ZM66 25H67V23H66ZM46 26H47V25H46ZM46 26H45V27H46ZM45 27H44L43 29H45ZM47 27H48V26H47ZM61 27H62V25H61ZM68 27H69V26H68ZM71 27H72V26H71ZM20 28L23 29V30H22L23 32L21 31V34H19V33H20ZM35 28H36V27H35ZM72 28H73V27H72ZM72 28H71V30H72ZM32 29H33V30H32ZM48 29H49V27H48ZM64 29H66V28H64ZM28 30H32V32L30 33V31L28 32ZM40 30H41V32H42V29H40ZM71 30H70V31H71ZM36 31H37V30H36ZM46 31H47V29H46ZM51 31H52V32H51ZM53 31H54V33L56 34V35L54 34V36H53ZM67 31L70 32L69 30H66L65 32H67ZM25 33H27V34H25ZM38 33H39V32H38ZM49 33H52V34H49ZM58 33H59V32H58ZM62 33H63L65 36H64ZM70 33H71V32H70ZM48 35H47V36H48ZM57 35L60 36V37L58 36V38H62V39L65 40V41H62V39H61L60 41H59V40L56 41V39H58V38H57ZM74 35H76V34H74ZM31 36H32V37H35V41H36V42L38 41V42L36 43V42L33 40L34 38H31ZM55 36H56V38H55ZM61 36H62V37H61ZM77 36H78V34H77ZM79 36H80V35H79ZM51 38H50V39H51ZM79 38H80V37H79ZM79 38L77 37V39H79ZM31 39H32V40H31ZM42 39H45V40L41 41ZM67 39H69V36H68ZM54 40H55V41H54ZM79 40H80V39H79ZM40 41H41V42H40ZM45 41H46L47 43H48V41H49V42H52V43L47 44V43H45ZM32 42H35V43L32 44ZM23 43L26 44V45H25L26 47H27V45H28V46L31 47V48L28 47V49H27L26 47L23 46V45H24ZM38 43H40V44H38ZM71 43H72V44H71ZM73 43H74V44H73ZM79 43L82 44V42H79ZM83 43H85V41H84ZM86 43H87V42H86ZM21 44H23V45H21ZM37 44H38L39 46H37ZM34 45H35V46H34ZM71 45H72V46H71ZM79 45H80V44H79ZM83 45H84V44H83ZM89 45H90V44H89ZM84 46H85V45H84ZM86 46H87V45H86ZM22 47H24L25 49H22ZM34 47H36V48L38 47V48H37V49H33ZM71 47H72V48H71ZM73 47H74V48H73ZM88 47H89V46H88ZM70 48H71V49H70ZM31 49H32V51H31ZM72 49H76V50H72ZM90 49H91V48H90ZM23 50H24V51H23ZM26 50H29V51H26ZM34 50H36V51H35L36 53L39 52V53H37L38 55H37L36 53H34ZM78 50L81 51L82 54L84 53V55H82V56H80L81 54H80V55H76L75 51L77 52V54L80 53V52L78 53ZM91 50H92V49H91ZM25 51H26V52H25ZM72 51H73V52H72ZM31 52H33V54H32ZM24 53H25V55H26V58H24V60H23V56L25 57ZM70 53H73V54H72L73 56H71ZM30 54H32V55H30ZM68 54H69L70 56H69ZM90 54H91V53H90ZM90 54H89V55H90ZM27 55H29V56H27ZM67 56H69V57L71 58V59L68 58V59H69V60L67 59L68 61L66 60V57H67ZM76 56H77V57H76ZM90 56H91V55H90ZM90 56H89V57H90ZM6 57H9V58L6 59L7 61L4 60ZM21 57H22V58H21ZM90 58H92V57H90ZM40 59H42L41 62H40ZM33 60L36 61V63H37V64H36V65L38 66V67H36L37 70H38V68H40V69L38 70V74H39V76H40V75H43V76L46 77V78L44 79V77L42 76V77L40 78L41 80H40V79H39V80L37 79V81H42V82H37V81L34 79V77H32V78H33V80H35V81H33L32 79H30V78H31V74H32V76H34L33 73H32V71L34 72L35 69L32 70L30 74H29V72H28V73L26 72L28 69H30V67H29L28 65H29V64L31 65V63H33ZM65 60H66V62H65ZM70 60H71V61H70ZM75 60H76V61H75ZM85 60H86L85 62L88 63L86 57H85ZM5 61H6V62H5ZM23 61H24V62H23ZM26 61H27V64H28V65L25 63ZM90 61H91V60H90ZM67 62H68V64H66V65H67V66L69 65L68 67H71V66L75 67L74 69H76V70H75L76 72H75L74 70L67 71V69H66L67 66L65 65V63H67ZM71 62H72V63H71ZM83 62H84V61H83ZM236 62H237V61H236ZM74 63H75V64H74ZM87 63H86V64H87ZM90 63H91V62H89V65H90ZM33 64H34V63H33ZM33 64H32V65H33ZM70 64H71V65H70ZM73 64H74V65H73ZM78 64H79V65H78ZM82 64H83V66H82ZM226 64H228V63H226ZM236 64H237V63H236ZM236 64H235V65H236ZM239 64H241V63H239ZM34 65H35V64H34ZM80 66H81L82 68H80ZM226 66H227V65H226ZM31 67H32V66H31ZM33 68H34V66H33ZM78 68H79L81 71H80ZM65 69H66V70H65ZM90 69H92V67H91ZM220 69H221V68H220ZM220 69H219V71H220ZM227 69H229V68H227ZM244 69L246 70L247 68H244ZM225 70H226V69H224L223 71H225ZM230 70H231V69H230ZM232 70H233V68H232ZM232 70H231L230 72H232ZM236 70H237V69H236ZM236 70H235V71H236ZM241 70H242V67H241ZM245 70L243 71L244 73H245ZM248 70H249V69H248ZM248 70H247V71H248ZM72 71H74V72H72ZM87 71H88V70H87ZM238 71H240V70L238 69ZM247 71H246V72H247ZM22 72H24V73L26 72L25 75H24V74H22V75L20 74V76H19V73H22ZM35 72H37V71L35 70ZM65 72H66V73H65ZM69 72H70V73H69ZM90 72H91V71H90ZM90 72H89V73H90ZM92 72H93V71H92ZM228 72H229V71H228ZM230 72H229V73H230ZM240 72H241V71H240ZM80 73H81V74H80ZM86 73H88V72H86ZM226 73H227V72H226ZM26 74H27V75L29 74V75H30V78H29V75H28V77H27ZM34 74L36 75L35 77H38V74H37V73H34ZM69 74H70V75H69ZM79 74H80V75H79ZM84 74H85V73H84ZM91 74H92V73H91ZM224 74H225V73H224ZM235 74H236V73H235ZM235 74H234V75H235ZM238 74H239V72H238ZM23 75H24V77H25V80L22 79V76H23ZM246 75H247V74H246ZM50 76H51L52 79L50 78ZM84 76H86V74H85ZM223 76L225 77V75H223ZM230 76H231V75H230ZM20 77H21V78H20ZM89 77H90V76H89ZM89 77H88V78H89ZM219 77H220V76H219ZM239 77H241V75H240ZM245 77H246V76H245ZM26 78H27V79H26ZM28 78H29V79H28ZM216 78H217V77H216ZM232 78H233V75H232ZM235 78H236V77H235ZM242 78H243V76H242ZM82 79L84 80L83 82H81ZM228 79H229V78H228ZM31 80H32L33 82H35V83H31ZM85 80L88 81V82H86ZM213 80H214V79H213ZM234 80H235V79H234ZM238 80H239V79H238ZM240 80H241V78H240ZM242 80H243V79H242ZM223 81H224V80H223ZM223 81H221V82H223ZM231 81H232V80H231ZM243 81H244V80H243ZM36 82H37L38 84L41 83L40 86H42V87H41V88L38 87L39 85H38ZM208 82H209V81H208ZM233 82H234V81H233ZM81 83L83 84V85L81 86L82 88L80 87ZM85 83H86V84H85ZM225 83H226V82H225ZM227 83H228V81H227ZM238 83H240V81H239ZM246 83H247V82H246ZM35 84H37V85H35ZM89 84H90V83H89ZM208 84H209V83H208ZM210 84H212V83H210ZM210 84H209V85H210ZM218 84H219V83H218ZM220 84H221V83H220ZM234 84H235V83H234ZM243 84H244V83H243ZM44 85H45L46 88H48V89L50 88V86H52L51 89H49L48 91H49L50 94H53L54 92H56V93H54V95H55V94H56V95H55V96L53 95V97L48 98L50 94H49V93H46V92H42V91H43V88H44ZM53 85H54V86H53ZM84 85H85V87H84ZM90 85H91V84H90ZM223 85H224V84H223ZM227 85H228V84H227ZM230 85H231V84H230ZM235 85H237V84H235ZM247 85H248V84H247ZM47 86H48V87H47ZM88 86H89V85H88ZM212 86H213V84H212ZM215 86H217V85H215ZM220 86H221V85H220ZM237 86H238V85H237ZM242 86H243V85H242ZM245 86H246V85H245ZM36 87H38V88H36ZM53 87H55V88H53ZM76 87H77V88H76ZM209 87H211V86H209ZM239 87H240V86H239ZM46 88H44V89H46ZM75 88H76V89H75ZM79 88H80V89H79ZM90 88H91V87H90ZM223 88H224V87H223ZM226 88H228V90H229V87H226ZM37 89H38V90H37ZM72 89H74V90H72ZM232 89H234V88H232ZM232 89H231L232 93H233V91H236V90H232ZM239 89H240V88H239ZM244 89H245V88H244ZM36 90H37V91H36ZM46 90H47V89H46ZM46 90H44V91H46ZM50 90H51L52 93L50 92ZM54 90H56V91H54ZM75 90H77V91H76V93L74 94V91H75ZM78 90H79V91H78ZM80 90H82V93H81ZM85 90H86V91H85ZM204 90H205V89H204ZM206 90H207V89H206ZM218 90H221V91H222V88H221V89H218ZM241 90H242V89H241ZM53 91H54V92H53ZM84 91H85V92H84ZM208 91H209V90H208ZM208 91H206L205 93H207ZM211 91H212V90H211ZM211 91H209V92H211ZM221 91H220V92H221ZM224 91H226V90H224ZM237 91H238V90H237ZM243 91H244V90H243ZM71 92H72L73 94H72ZM79 92H80V93H79ZM218 92H219V91H218ZM220 92H219V93H220ZM239 92H240V91H239ZM19 93H21V94H19ZM43 93H46L45 95L48 96V97H46L45 100H43V98H42ZM69 93L72 94V97H71V95H69ZM77 93H78V94H77ZM85 93H86V94H85ZM88 93L90 94V93H91V90H90V92H88ZM216 93H217V92H216ZM228 93H229V92H228ZM236 93H237V92H236ZM241 93H242V91H241ZM243 93H244V92H243ZM18 94H19V97H20V101L16 103V101L19 99V98H18ZM47 94H49V95H47ZM83 94H84V97H83ZM203 94H204V92H203ZM223 94L226 95L224 92H223ZM239 94H240V93H239ZM10 95H11V97H12V99H11L12 102H14V104L16 103V104H15L16 106H14V107L12 106L11 108H10V106H8V105H10V102H11V100H9V99L11 98ZM45 95H44V96H45ZM68 95H69V96H68ZM74 95H75L76 97H75ZM79 95H80L81 97H80ZM219 95H220V94H219ZM221 95H222V94H221ZM224 95H223V96H224ZM232 95H233V94H232ZM240 95H243V94H240ZM61 96H62L63 98H62ZM67 96H68V97H67ZM77 96L80 97V99H78ZM88 96H89V95H88ZM206 96H207V95H206ZM210 96H211V95H210ZM217 96H218V93H217ZM237 96H239V95H237ZM9 97H10V98H9ZM59 97H61L62 99H64V98H68V100L65 99L67 103L65 102V100H62V99H61V100L64 101V103H65L64 105L61 104V103H60L61 100H60V102L56 100V98L60 99ZM70 97H71V98H70ZM73 97H74V102H71L70 100L73 99ZM198 97H199V96H198ZM229 97H230V96H229ZM233 97L235 98V96H233ZM233 97H232V98H233ZM7 98H9V99H7ZM15 98H16V99H15ZM17 98H18V99H17ZM83 98H84V99H83ZM208 98L210 99V97H208ZM221 98H222V97H221ZM223 98H224V97H223ZM226 98H227V96H226ZM14 99H15L16 101H15ZM69 99H70V100H69ZM198 99H199V98H198ZM236 99H238V98H235V100H236ZM239 99H240V98H239ZM13 100H14V101H13ZM78 100H79V101H78ZM91 100H92V99H91ZM199 100H200V99H199ZM204 100H205V99H204ZM44 101H45V103H43ZM55 101H56V102H59L60 105H58V106L56 105L57 108H56V106L54 107V108H56V109H54V108H53V110L50 109L54 114H53V113H50V111H49V110H46V108H45V112H43V111H44L43 108H44L45 106H49V107H47V109H49V108H52V106H54L55 104H59V103H54ZM72 101H73V100H72ZM76 101H78V102H76ZM82 101H83V102H82ZM88 101H89V100H88ZM210 101H211V100H210ZM214 101H215V99H214ZM226 101H227V100H226ZM70 102H71L72 104H73V103H74V104L77 103V105L82 103V104H81L82 107L79 105V106L81 107V108H79V109H76V108H78L79 106H77V107L75 106L76 108H75V107H74V108H73V107L71 108L73 111L71 110L69 113H72V114H75V113H76L77 115L75 114V115H76L75 117H74V115H71V114H69L68 117H67V113H65V112L69 111V110H67V109H69V105L72 106V104H71ZM208 102H209V101H208ZM236 102H238V101L236 100ZM239 102H240V101H239ZM6 103H7V104H6ZM89 103H90V102H89ZM209 103H210V102H209ZM213 103H214V102H213ZM223 103H224V102H223ZM45 104H46V105H45ZM66 104H67V106H65ZM91 104H92V103H91ZM91 104H90V105H91ZM11 105H12V104H11ZM43 105H44V107H43ZM51 105H52V106H51ZM61 105H62V106H61ZM207 105H209V104L207 103ZM238 105H239V104H238ZM238 105H237V106H238ZM7 106H8L10 109H9ZM59 106H61V108H62L63 106L65 107V109L63 108V109H64V112L62 111L63 115H62V113H60L61 111H59V109H58ZM73 106H74V105H73ZM195 106H196V105H195ZM197 106H198V105H197ZM197 106H196V108H197ZM202 106H203V105H202ZM202 106H201V107H202ZM214 106H215V105H214ZM214 106H213V107H214ZM226 106H227V105H226ZM232 106H233V108H235V107H234V104H233ZM237 106H236V108H237ZM25 107H27V108H29V109L32 107V110H33V112H32L33 114H31V112H29V113H28V115H29L28 117L26 116V115H27V113H26V115H25V116L27 117L26 120L29 118V119H31L32 122H33V120H35L37 123L42 122V124L44 125V126H43L44 128L40 125L41 123L39 124L40 127H39V125H38V127H36L37 125H36V126L33 125V124L36 123V122L34 121V123L31 124L32 122L29 121V119H28V121L30 122V123H28V125L31 124V128L29 127L31 130H29V128H28V130L26 131V128H25L24 126H28V125H25V123H24L25 120L22 118V116H24V115L21 114V115H22V116H21V115H18V114H17V112H18L19 114L22 112V111H21L22 108H23L22 110L24 111V108H25ZM33 107H34V108H33ZM39 107H41V108H39ZM227 107H228V106H227ZM229 107L231 108V106H229ZM37 108H39L38 111H37ZM86 108H87V106H86ZM204 108H205V107H204ZM209 108H211V107L209 106ZM34 109H35V110H34ZM42 109H43V111H41ZM57 109H58L59 113H58ZM63 109H61V110H63ZM74 109H75V110H74ZM218 109H219V108H218ZM32 110H31V111H32ZM54 110H56L57 112L54 111ZM66 110H67V111H66ZM184 110H186V108H185ZM192 110H193V108H192ZM194 110H195V108H194ZM196 110H198V109H196ZM205 110H207V109H205ZM209 110H210V109H209ZM235 110H236V109H235ZM27 111H28V110H27ZM29 111H30V110H29ZM34 111H37L38 113L35 114L36 112H34ZM47 111H49V112H47ZM88 111H89V110H88ZM199 111H201V110H199ZM210 111H212V110H210ZM25 112H26V108H25ZM25 112H24V114H25ZM73 112H75V113H73ZM86 112H87V111H86ZM205 112H207V111H205ZM213 112H214V111H213ZM56 113H58V114H56ZM87 113H88V112H87ZM182 113H183V112H182ZM190 113H195V111H194V112H190ZM190 113H189V115H190ZM15 114H16V115H15ZM64 114H65V116H64ZM174 114H176V113H174ZM180 114H181V113H180ZM210 114H211V113H210ZM213 114H214V113H213ZM14 115H15V116H14ZM32 115H33V116H32ZM34 115H35V117H38V119L35 118ZM70 115H71V116H70ZM178 115H179V114H178ZM189 115H188V116H189ZM195 115H197V114H195ZM208 115H209V113H208ZM8 116H9V118L12 117V120L8 119ZM83 116H84V115H83ZM185 116H187V115H185ZM193 116H194V114H193ZM193 116H191V117H193ZM31 117H33V119H32ZM73 117H74V119H72ZM78 117L81 118L82 115H80V116H78ZM78 117H76V118H78ZM87 117H88V116H87ZM176 117H177V116H176ZM180 117H181V116H180ZM180 117H179V118H180ZM191 117H190V118H191ZM209 117H210V116H209ZM13 118H14V119H13ZM24 118H25V117H24ZM79 118H78V120H79ZM206 118H207V117H206ZM213 118H214V117H213ZM213 118H212V120H213ZM182 119H183V118H182ZM194 119H195V116H194ZM198 119H200V118H198ZM202 119H203V118H202ZM5 120H6V121H5ZM7 120H8V121L10 120L11 122L9 121V123H8ZM78 120H77V122H78ZM168 120H169V119H168ZM188 120H189V117H188ZM190 120L194 121L193 119H190ZM4 121H5V123H3ZM39 121H40V122H39ZM60 121H61V120H60ZM185 121H186V120H185ZM185 121H184V122H185ZM196 121H197V122H195V123H198L199 120H196ZM206 121H208V119H207ZM209 121H210V120H209ZM6 122L8 123V125L6 124ZM77 122H76V123H77ZM170 122H173V120H171ZM189 122H191V121H189ZM201 122H202V121H201ZM201 122L199 121L200 124H198V125H201V126H204V127L207 126V125L205 126V124H207V122H206V123L204 122L205 124H203V123L201 124ZM213 122H214V121H213ZM213 122H212V123H213ZM26 123H27V121H26ZM45 123H46V125H45ZM49 123H50V122H49ZM53 123H54V122H53ZM63 123L61 124V127H60L59 124H58V126H59L58 129L60 130V135H61V133H63V132L65 131V130H64L63 132L61 131V130H63V127H62V126H64ZM67 123H71V122L68 121ZM76 123H74V124H75L74 127H77V124H76ZM166 123H167V122H166ZM166 123H165V124H166ZM178 123H179V122H178ZM181 123H182V122H181ZM54 124H56V123H54ZM175 124H176V122H175ZM190 124H191V123H190ZM209 124H210V122H209ZM32 125H33V127L35 126L34 128H36V129L40 128V129H39L38 131L33 130L34 128L32 127ZM168 125H171V123L168 124ZM179 125H180V124H179ZM194 125L196 126V124H194ZM198 125H197V127H198ZM213 125H214V124H213ZM49 126H50V125H49ZM65 126H66V125H65ZM65 126H64V129H66ZM69 126H70V127H69ZM69 126H67V127L71 129V128H72V124H70ZM166 126H167V124H166ZM176 126H177V125H176ZM176 126H175V128H176ZM184 126H185V125H184ZM201 126H200V127H201ZM41 127H42L43 129H42ZM74 127H73L72 129H76V128H74ZM79 127H80V125H79ZM164 127H165V126H164ZM171 127H173V126H171ZM178 127H179V126H178ZM186 127H187V126H186ZM193 127H194V126H193ZM193 127H192V129H193ZM200 127H198V128H200ZM204 127H202V128H204ZM208 127H209V126H208ZM32 128H33V129H32ZM56 128H57V127H56ZM60 128H62V129H60ZM77 128H78V127H77ZM180 128H182L181 125H180ZM198 128H197V129H198ZM209 128H210V127H209ZM212 128H213V127H212ZM215 128H216V127H215ZM177 129H179V128H177ZM216 129H217V128H216ZM225 129H227V128H225ZM168 130H169V127H168ZM170 130H173V129H170ZM201 130H202V129H201ZM209 130H211V129H209ZM217 130H220V129H217ZM176 131H177V130H176ZM187 131H188V133H189V130H187ZM190 131H191V130H190ZM203 131H206V130L204 129ZM207 131H208V129H207ZM213 131H214V130H213ZM225 131H226V130H225ZM227 131H229V129H228ZM55 132H56L57 135L55 134L56 136H55V135L53 136L52 134H54ZM65 132L67 133V129H66ZM71 132H72V130H71ZM172 132H173V131H172ZM210 132H211V131H210ZM218 132H219V131H218ZM69 133H70V132H69ZM69 133H68V134H69ZM168 133H170V131H168ZM178 133H179V132H178ZM180 133H181V131H180ZM183 133H184V131H183ZM199 133H200V132H199ZM201 133H202V131H201ZM201 133H200V134H201ZM206 133H207L208 135H210L209 132H206ZM206 133H205V134H206ZM213 133H214V132H213ZM220 133H223V131L220 132ZM171 134H172V133H171ZM174 134H175V133H174ZM176 134H177V133H176ZM185 134H186V133H185ZM214 134H215V133H214ZM6 135H7V137H5ZM44 135H45V136H44ZM51 135H52V136H51ZM177 135H178V134H177ZM181 135H182V134H181ZM191 135H192V134H191ZM203 135H204V134L202 133V136H203ZM221 135H223V134H221ZM43 136H44V137H43ZM164 136H165V135H164ZM164 136H163V137H164ZM178 136H179V135H178ZM195 136L197 137V135H195ZM195 136H194V137H195ZM206 136H207V135H206ZM206 136H205V137L203 136L202 138H201V137L198 138V140H199L198 143H200L201 140H202L203 138H206V139H207ZM8 137H9L10 139H9ZM41 137H42V138H41ZM166 137H169V135H166ZM166 137H164V138H166ZM170 137H171V138H170V140H171V139H172V136H170ZM179 137H180V136H179ZM182 137H184V136L182 135ZM196 137H195V138H196ZM198 137H199V135H198ZM216 137H217V136H216ZM11 138H12V139H11ZM175 138H176L175 140L178 139L177 137H175ZM209 138L211 139L212 136H211V137L209 136ZM209 138H208V139H209ZM213 138H214V137H213ZM219 138H220V140H224L223 138L221 139V137H219ZM224 138H225V137H224ZM6 139H9V140H12V141H9V140L5 141ZM53 139H52V140H53ZM173 139H174V138H173ZM200 139H201V140H200ZM215 139H217V138H215ZM33 140H34L35 142H33ZM43 140L46 141V140H48V139H43ZM50 140H48V141H49L50 143H53V142L50 141ZM168 140H169V138H168ZM178 140H179L178 143H179V145H180V140L182 141V139L179 138ZM193 140H195V139H193ZM212 140H213V139H212ZM217 140H218V139H217ZM217 140H215V141H217ZM225 140H228V139L226 138ZM17 141H18V142H17ZM159 141H160V140H159ZM163 141H165V140L163 139ZM166 141H167V140H166ZM166 141H165V143H166ZM171 141H172V140H171ZM209 141H210V140H209ZM215 141H214V142H215ZM20 142H22V144H21ZM23 142H24V143H23ZM37 142H39V143H37ZM46 142H47V141H46ZM160 142H161V141H160ZM167 142H168V141H167ZM189 142H190V140H189ZM193 142H195V141H193ZM193 142H192V143H193ZM202 142H203V141H202ZM202 142H201V144H202ZM204 142H206V141L204 140ZM204 142H203V143H204ZM207 142H208V141H207ZM211 142H212V141H211ZM214 142H213V145H214ZM223 142H224V141H223ZM232 142H233V141H232ZM8 143H9V144H8ZM36 143H37V144H36ZM58 143H59V142H58ZM58 143H57V144H58ZM171 143H173V141H172ZM176 143H177V142H176ZM176 143H175V141H174L173 144H176ZM178 143H177V144H178ZM195 143H197V142H195ZM217 143H219V140H218ZM230 143H231V141H230ZM20 144H21V145H20ZM32 144H33V145H32ZM57 144H56V145H57ZM161 144H162V143H160V145H161ZM177 144H176L175 146H177ZM182 144H183V143H182ZM187 144H188V143H187ZM206 144H207V143H206ZM222 144L225 146L227 143H226V144L222 143ZM232 144H233V143H232ZM18 145H17V146H18ZM37 145H38V146H37ZM56 145H55V143H54L53 145H51V146H52V147H51L52 150H53V148L55 149ZM59 145H61V144H59ZM164 145H165V144H163L162 147H164ZM168 145H169V144H167L166 146H168ZM188 145H189V144H188ZM195 145H196V144H195ZM199 145H200V144H199ZM199 145H198V146H199ZM215 145H216V144H215ZM218 145H219V144H218ZM223 145H222V146H223ZM233 145H234V144H233ZM247 145H248V144H247ZM26 146L23 147V148H26ZM29 146H27V148H26L27 151H28V147H29ZM57 146H58V145H57ZM64 146H65V144H64ZM166 146H165V148H166ZM190 146H191V145H189V147H190ZM192 146H194V145H192ZM224 146H223V147H224ZM49 147H50V144H49ZM70 147H71V145L69 146V148H70ZM171 147H172V145L170 146V148H171ZM173 147H174V146H173ZM202 147H203V146H202ZM202 147H201V148H202ZM206 147H207V146H206ZM213 147H214V146H213ZM220 147H221V145H220ZM227 147H228V146H227ZM236 147H237V146H236ZM247 147H248V146H247ZM38 148H39V149H38ZM69 148H68V149H69ZM71 148H72V147H71ZM71 148H70V149H71ZM167 148H168V147H167ZM214 148H215V147H214ZM234 148H235V147H234ZM237 148H238V147H237ZM245 148H246V147H245ZM13 149H15V150H14V151H11V150H13ZM35 149H33V151H35ZM76 149L78 150V147H77ZM172 149H174V148H172ZM191 149H192V147H191ZM197 149H198V147H197ZM199 149H200V148H199ZM202 149H203V148H202ZM207 149H208V148H207ZM220 149L222 150V148H219V150H220ZM235 149H236V148H235ZM30 150H29V151H30ZM38 150H40V151L42 150V152H40V151H38ZM209 150H212V149H209ZM216 150H217V149H215V153L213 152V154H215L216 157H218L217 153L219 154V151H217V153H216ZM224 150H226V149H224ZM224 150H223V151H224ZM228 150H229V149H228ZM232 150H233V149H232ZM248 150H249V149H248ZM16 151H17V150H16ZM19 151H20V150H19ZM33 151H32V153H33ZM48 151L52 152L50 149H48ZM48 151H47V152H48ZM69 151H70V150H69ZM162 151H163V155H162V156H165L164 151L166 152V150L164 149V150H162ZM167 151H168V149H167ZM199 151H201V150H199ZM199 151H198V152H199ZM204 151H205V150H204ZM236 151H237V150H236ZM249 151H250V150H249ZM249 151H247V153H248ZM12 152H13V153H12ZM39 152H40V153H39ZM50 152H49V153H50ZM196 152H197V151H196ZM226 152H227V151H225V153H226ZM234 152H235V150L232 152V154H233ZM30 153H31V152H30ZM30 153H29V154H30ZM52 153H53V152H52ZM161 153H162V152H161ZM169 153L171 154L170 151H169ZM192 153H193V150H192ZM194 153H195V152H194ZM200 153H201V152H200ZM202 153H203V152H202ZM220 153H221V152H220ZM222 153H223V152H222ZM225 153H224V155H225ZM235 153H236V152H235ZM237 153H238V151H237ZM244 153L246 154V151H245ZM27 154H28V153H27ZM166 154H167V153H166ZM170 154H169V155H170ZM211 154H212V152H211ZM226 154H227V153H226ZM240 154H241V153H240ZM240 154H238L239 157H241ZM245 154H244V156H245ZM250 154H251V153H250ZM250 154H247L248 157H249ZM8 155H9V156H8ZM34 155H35V154H34ZM34 155H33V157H34ZM77 155H79V154H77ZM80 155H81V154H80ZM193 155H194V154H193ZM196 155H197V154H196ZM234 155H235V154H234ZM242 155H243V153H242ZM257 155H258V153L256 154V156H257ZM6 156H7V157H6ZM14 156H13V157H14ZM31 156H32V155H31ZM37 156H36V158H32V161H33L34 163L36 162ZM44 156H45V155H44ZM159 156H160V155H159ZM170 156H171V155H170ZM201 156H202V155H201ZM227 156L230 157V155H229V151H228V155H227ZM235 156H236V155H235ZM235 156H234V157H235ZM250 156H251V155H250ZM253 156H254V155H253ZM253 156H251V157H253ZM261 156H262V155H261ZM261 156L259 155V157H261ZM22 157H23V156H22ZM79 157H80V156H79ZM197 157L199 158L200 156H197ZM205 157H206V156H205ZM212 157H214V156H212ZM216 157H215V158H216ZM221 157H222V156H221ZM221 157H220V158H221ZM224 157H225V156H224ZM232 157H233V155H232ZM245 157L248 158L247 156H245ZM76 158H77V156H76ZM86 158H87V157H85V161L87 162L88 158H87V159H86ZM160 158H161V157H160ZM167 158H169L168 155H167V157H166L165 159H167ZM256 158H257V157H256ZM6 159H7L8 161H7ZM83 159H84V157H83ZM83 159L80 160L81 162L79 163V162H78V161H79V158H78V160L76 161V162H78V163H76V162L74 163V165H75V167H74V171H75V172L73 171V174H74V175L72 174L73 176L71 175V173H70V174L68 173V175L71 176V177H70V180L68 179L69 181H72V179H75V180L77 181V178H76V177H77V176L79 177V175H77V174H79V172H80L81 169H82V168H81V167H82L81 164H82ZM154 159H155V158H154ZM154 159H153V160H154ZM156 159H157V156H156ZM156 159L154 160V162L156 161ZM189 159H191V158H189ZM189 159H188V160H189ZM203 159H204V158H203ZM212 159H213V158H212ZM218 159H219V158H218ZM218 159H217V161H218ZM221 159H222V158H221ZM221 159H220V160H221ZM223 159H224V158H223ZM230 159H231V158H230ZM242 159H244V158H242ZM250 159H252V158L249 157L248 160L251 161ZM254 159H255V158H254ZM258 159H259V158H258ZM3 160H4V161L6 160V161L4 162ZM11 160H12V161L14 160L15 164H17V163H18V164H17V165H13L14 162H13L12 164H10V163L12 162ZM34 160H35V161H34ZM92 160H93V159H92ZM162 160H164V157H162ZM170 160H171V157H170ZM170 160H169V161H170ZM191 160H192V159H191ZM201 160H202V158H201ZM220 160H219V161H220ZM227 160H228V159H227ZM240 160H241V158H240ZM248 160H247V162L249 163ZM256 160H257V159H256ZM256 160H254L255 163H256ZM262 160H263V158L261 159V161H262ZM2 161H3V163H2ZM17 161H18V162H17ZM32 161L30 160V162H26V164H29L28 166H30L31 164H33V163H31ZM73 161H74V159H73ZM85 161H83V163H85V164L87 165V163H86ZM90 161H91V160H90ZM158 161H161V160H158V159H157V162H158ZM195 161H197V160L195 159V160H194V163H196ZM206 161H208V160H206ZM224 161H225V160H223V162H224ZM236 161H237V160H236ZM236 161H235V162H236ZM254 161H253V162H254ZM263 161H264V160H263ZM8 162H9L10 166L8 165ZM88 162H89V161H88ZM154 162H153V163H154ZM157 162H155L156 165H157ZM161 162H162V161H161ZM161 162H160V163H161ZM164 162H166V160H165ZM188 162H189V161H188ZM191 162H192V161H190V163H188V164H189L190 166L195 167V169H196V166L192 164L193 162H192V163H191ZM201 162H204V161H201ZM223 162H222V163H223ZM228 162H229V161H228ZM237 162H238V161H237ZM237 162H236L235 164H237ZM251 162H252V161H251ZM251 162H250V163H251ZM257 162H258V160H257ZM30 163H31V164H30ZM90 163H92V162H90ZM185 163H186V162H185ZM198 163H199V160H198L197 164H198ZM204 163H205V162H204ZM206 163H209V162H206ZM206 163H205V165H202V163H200V164H201L203 167H206ZM219 163H220V162H219ZM239 163H242V161H240ZM239 163H238V164H239ZM250 163H249V164H250ZM26 164H24V165H26ZM78 164L81 166V167H80V168H81L80 171H79V169H78L79 172L77 171V168L79 167V166H77ZM88 164H89V163H88ZM93 164H94V163H93ZM163 164H164V163H163ZM163 164H161V167H162V168H163V166L166 165V163H165V165H163ZM171 164L174 165V163H171ZM188 164H187V165H188ZM197 164H196V165H197ZM209 164H210V163H209ZM214 164H215V163H214ZM226 164H227V163H226ZM230 164H231V163H229L228 165H230ZM256 164H258V163H256ZM259 164H261V162H260ZM33 165H34V164H33ZM86 165H83V167L86 168ZM158 165H159V163H158ZM173 165H172V166H173ZM217 165H218V164H217ZM231 165H232V164H231ZM241 165H242V164H241ZM251 165H253V164H251ZM262 165H263V164H262ZM262 165H261V166H262ZM15 166H16V167H15ZM17 166H18V167H17ZM20 166H21V165H20ZM26 166H27V165H26ZM26 166H24V167H26ZM28 166H27L26 168H28ZM76 166H77V167H76ZM87 166H91V164H90V165H87ZM167 166H169V164H167ZM167 166H166V168H168V169H169V167H171V166H169V167H167ZM197 166H198V165H197ZM202 166H201V167H202ZM208 166H209V165H208ZM210 166H212V164H210ZM210 166H209V167H210ZM215 166H216V165H215ZM215 166H214V168H215ZM218 166H221V165L219 164ZM224 166H225V164H224ZM245 166H247V165H245ZM10 167H11V168H10ZM22 167H23V166H22ZM91 167H92V166H91ZM91 167H90V168H91ZM198 167H199V166H198ZM262 167H263V166H262ZM262 167H260V168L262 169ZM20 168H21V167H20ZM26 168H25V170H26ZM84 168H83V169H84ZM87 168H88V167H87ZM174 168H175V167H174ZM216 168H217V166H216ZM219 168H220V167H219ZM233 168H234V167H233ZM248 168H249V167H248ZM18 169H19V168H18ZM22 169H23V168H22ZM163 169H164V168H163ZM172 169H173V167H172ZM176 169H177V168H176ZM198 169H200L199 172L202 171V168H198ZM203 169H204V168H203ZM205 169H207V168H205ZM208 169H209V168H208ZM211 169H213V166L211 167ZM223 169H225V168L222 167L221 172L223 171ZM227 169H228V168H227ZM234 169H235V168H234ZM234 169H232V170L235 171ZM237 169H238V168H236V170H237ZM239 169H240V168H239ZM261 169H258V170H259V171H262ZM14 170H13V172H14ZM20 170H21V169H20ZM23 170H24V169H23ZM70 170H71V168H70ZM70 170H69V171H70ZM86 170H87V169H86ZM90 170H91V169H90ZM90 170H88V171H90ZM160 170H161V168H160ZM164 170H165V169H164ZM169 170H170V169H169ZM169 170H167V171H169ZM191 170H192V168H191ZM193 170H194V169H193ZM209 170H210V169H209ZM218 170H220V169H218ZM230 170H231V169H230ZM246 170H248V169H246ZM76 171H77L78 173H77ZM82 171H83V170H82ZM156 171H157V170H156ZM173 171H175L176 174H177V171H178V170L176 171V170L173 169ZM173 171H172V173H173V175H174L175 172H173ZM185 171H186V170H185ZM188 171H189V169H188ZM224 171H225V170H224ZM226 171H228V170H226ZM244 171H245V170H244ZM244 171L241 170V172H240V170H239V172L242 173L243 175H244V173H243ZM22 172L25 173V171H22ZM85 172H86V174H87V171H85ZM161 172H162V171H161ZM169 172H170V171H169ZM169 172H162V173H168V174H169ZM189 172H190V171H189ZM191 172H192V171H191ZM191 172H190V173H191ZM194 172H195V171H194ZM194 172H193V173H194ZM207 172H208V171H207ZM231 172H232V171H231ZM9 173H10V172H9ZM11 173H12V172H11ZM11 173H10L9 175H10V178H15V179L13 180L14 182H17L18 180L21 179V177H24V176L22 175V173H20V172L18 173V171H16L14 175H12ZM75 173H76V174H75ZM157 173H160V172H157ZM170 173H171V172H170ZM186 173H188V172L186 171ZM196 173H197V169H196ZM196 173H195V174H196ZM204 173H205V170H203V172H202L201 175H204ZM208 173H210V172H208ZM211 173H212V172H211ZM213 173L216 174V172H214V171H213ZM219 173H220V171H219ZM219 173H217V174H219ZM222 173H223V172H222ZM222 173H221L220 176H222V177L224 176L225 178L228 177L229 172L227 173V177H226V174H225L226 172L223 173L224 175H222ZM245 173H247V172L245 171ZM258 173H259V172H258ZM262 173L264 174V172H262ZM1 174H2V175H1V178L3 177V175L6 176L7 178H9V175L7 176V174H5L4 172L1 173ZM83 174L86 175L85 173H83ZM168 174H167V175H168ZM180 174H181V171H180ZM180 174H179V176H181ZM248 174H249V173H248ZM248 174H247V175H248ZM251 174H252V173H251ZM260 174H261V172H260ZM263 174H262V175H263ZM11 175H12V177H11ZM76 175H77V176H76ZM164 175H166V174H163V176H164ZM167 175H166V176H167ZM187 175H188V174H187ZM189 175H191V174H189ZM192 175H193V179H195V178H194V174H192ZM196 175L199 176V173L196 174ZM196 175H195V176H196ZM205 175H206V174H205ZM207 175H208V174H207ZM211 175H213V174H211ZM232 175H234V174H232ZM238 175H239V174H238ZM245 175H246V174H245ZM69 176H68V177H69ZM74 176H75V178H73ZM81 176H83V175L81 174ZM155 176H156V175H155ZM159 176H160V175H159ZM175 176H178V175H174V178H177V177H175ZM184 176H185V175H184ZM215 176H217V175H215ZM215 176H213V177H215ZM235 176H236V173H235ZM251 176H253V174H252ZM251 176H249V177H251ZM256 176H257V175H256ZM260 176H261V175H260ZM260 176H259V177H260ZM6 177H3V178L6 180ZM172 177H173V176H171V178H172ZM188 177H189V176H188ZM191 177H192V176H190V178H191ZM203 177H204V178H203ZM203 177H202V179H203V182H202L203 184H202V185L205 184V183H204V179L206 178V176H203ZM207 177H208V176H207ZM229 177H230V176H229ZM231 177H232V176H231ZM233 177H234V176H233ZM259 177H257V178H259ZM262 177H263V176H262ZM71 178H72V179H71ZM160 178H161V177H160ZM163 178L167 179L166 177H163ZM163 178H161V180H162ZM182 178H184V177H182ZM185 178H187V177H185ZM190 178H189V179H190ZM198 178H199V177H198ZM209 178H210V177H209ZM215 178H216V177H215ZM225 178H224L223 181H225ZM244 178H245V177H244ZM246 178H247V177H246ZM254 178H255V177H254ZM165 179H163V183H165V182H164ZM169 179H170V176H169ZM178 179H180V178H178ZM193 179H191V181H192ZM212 179H213V178H212ZM212 179H210V180H212ZM218 179H219V176H218ZM222 179H223V178H222ZM240 179H241V178H240ZM249 179H250V178H249ZM252 179H253V178H252ZM252 179H251V181H252ZM5 180H4V181H5ZM9 180H12V179H9ZM149 180H150V179H149ZM184 180H185V179H183L182 184H179V183H178V184L176 185V186L179 185L178 188H180V185H181V188H180V190H179L180 192H179V191H176V190H178V188H177V189L175 190V192H174V190L172 191V194H171V195H176V194H177L176 196H178V197H175V196H174V199H175V198H179L180 196H183L184 193L186 194V192H187L186 195H188L189 201H191V203H192L193 201L190 200V199L192 198V197H191L192 195H191L189 192H192L193 188L195 189V187H194L192 184L186 183V181H187L188 179H186L185 181H184ZM205 180H206V179H205ZM207 180H208V179H207ZM216 180H217V179H216ZM216 180H214V181H216ZM227 180H228V179H227ZM246 180H247V179H246ZM246 180H245V182L247 183ZM4 181H3V180H2V181L0 180V183L2 182L1 184H3ZM13 181H12V182H13ZM76 181H74V183H76ZM142 181H144V180H142ZM154 181H155V180H154ZM166 181H168V180H166ZM169 181H170V180H169ZM169 181H168V183L166 184L167 186H168L169 184L172 185L171 181H170V182H169ZM188 181H190V180H188ZM197 181H198L197 183H199V182L201 181V179H197ZM218 181H219V180H218ZM229 181H230V180H229ZM251 181H250V182H251ZM174 182H175V181H174ZM177 182H178V181H177ZM208 182H209V180H208ZM212 182H213V181H212ZM220 182L222 183L221 179H220ZM227 182H228V181H226V183H227ZM236 182H238V180H237ZM245 182H244V184H245ZM256 182H258V180H256ZM66 183H67V181H66ZM74 183H72V184H74ZM146 183H147V182H145V181H144V183H142V182L140 183L139 186L142 188V190H144V189L146 190V187H145V186L148 185V184H146ZM175 183H176V182H175ZM175 183H173V184L175 185ZM180 183H181V182H180ZM191 183H192V182H191ZM210 183H211V182H210ZM210 183H209V184H210ZM216 183H217V182H216ZM218 183H219V182H218ZM218 183H217V184H218ZM224 183H225V182H224ZM228 183H229V182H228ZM239 183H240V182H239ZM253 183H254V182H253ZM258 183H259V182H258ZM14 184H15V183H14ZM14 184H13V185H14ZM141 184L144 185V186L142 187ZM219 184H220V183H219ZM230 184H231V182H230ZM250 184H251V183H250ZM16 185H17L18 187L20 186L19 183L16 184ZM69 185H71V182H69V184L67 185L68 188H69ZM151 185H152V184H151ZM191 185H192V186H191ZM196 185H197V184H196ZM205 185H206V184H205ZM214 185H215V183H213L211 186H214ZM221 185H223V184H220V186H221ZM225 185H226V184H224L223 186H225ZM246 185H247V184H245V186H246ZM252 185H253V184H252ZM263 185H264V184H263ZM17 186H14L16 189L13 188V189L11 190V192L9 191V188H8V190L5 188V190H4L3 192L1 191L2 194L0 193V194H1V195H0V208H3V209H4V210H2V212H1L2 214L0 213L1 216H2V215L4 216V213H5V212H3V211H7V212L9 213V212H11V211L13 210L12 213H9V214H7V212H6L7 215H5L4 218H3V217H0V218H1L2 220L4 219L3 222H5V223H6V221H7V226H6L5 228H8V229H6L7 231H6V230H5V231H6L9 235H11V236H15V237H16V235H19V234L17 233V234L15 235V233H13V231H14L15 229H18V228H15V229H14V228H13V227H15L14 225H16V224L18 223L19 226L21 225V227H22V224H23V222H21V223H22V224H21L20 222L17 221V219H18L19 221H20V219H21V217L19 216V215H21V214H19V211L21 210L20 212H23L22 214L25 215L26 213H24V211H25L26 209H25V210H22V209L28 207V206H26V207H22V208H21V203L23 202L22 204L24 205V202H25L26 199L28 198L27 196H29V195H27V193H26V197H27V198H25V201H23V200H21V199L19 200V199H18V196H17L18 194L14 196L13 194H14V193L16 194L15 191L18 189ZM148 186H150V185H148ZM198 186H199V185H198ZM198 186H197V187H198ZM206 186L208 187L209 185L207 184ZM216 186H217V185H216ZM216 186H215V187H212V188L210 187V189H214V188L216 189ZM218 186H219V185H218ZM220 186H219V187H220ZM231 186H232V185H231ZM243 186H244V185H243ZM243 186H242V187H243ZM67 187H66V188H67ZM71 187H72V186H71ZM71 187H70V189H71ZM144 187H145V188H144ZM154 187H155V186H154ZM203 187H205V186H203ZM207 187H206V188H207ZM225 187H226V186H225ZM227 187H229V186L227 185ZM227 187H226V188H227ZM238 187H239V186H238ZM238 187H237V188H238ZM157 188H158V187H157ZM201 188H202V187H201ZM201 188H197V190L195 189V191H193V192H194V195H193V196H195V194L197 193L196 191L199 192ZM206 188H205V189H206ZM230 188H231V187H230ZM245 188H246V187H245ZM245 188H244V189H245ZM248 188H249V187H248ZM14 189H15V191H14V193H12V191H13ZM19 189H20V188H19ZM19 189H18V192H20V191L22 192V191H23V189L20 190V191H19ZM158 189H159V188H158ZM168 189H169L170 192H171V188L168 187ZM173 189H174V188H173ZM208 189H209V187H208ZM220 189H221V188H220ZM222 189H223V187H222ZM227 189H228V188H227ZM239 189H240V188H239ZM244 189H243V190H244ZM1 190H3V188H2ZM138 190H139V188H138ZM142 190L140 189V191H141L142 193H144V195H145V193L147 192L148 188H147L146 191H145V190L142 191ZM201 190H204V188H202ZM218 190H219V189H218ZM218 190H217V191H218ZM224 190H225V189H224ZM241 190H242V189H241ZM262 190H263V189H262ZM134 191H135V189H134ZM140 191H135L134 193L136 194V192H137L138 199H136V200H138V201H139L138 203H140V204H142V202H143V204H142L143 206H142V205H139L138 203H137V204L139 205V207H143V208H142L143 210H144V208H146V209H147V210L145 209V210H146V213H144V212H145V210H144V212H143L144 214H142V211H141V209H139V207H137V208H138L141 212H140L139 210H138L136 213L134 212V211H136V210L132 211V214L135 213L136 217H137V214H138V212H139V214H141V216H139V214H138V217H140V218L142 217V215H143V216H144V215H145V216H148V217H150V219H153V220H154V218L156 219L157 216H159V215H160V217H161L162 214H160V213H162L161 211H162L165 207H167V210L170 209V211H174V209H173V208H174V206H173V205H174V202L177 201V203H178V200H179V199H178V200H177V199H175V200L173 199L174 201H172L173 205H171V208H170V207L168 208V205L165 204V206L163 207V209H162V210L160 209V211H159V210H158V207H157L158 205L156 206V204H159V202H160V196H158L159 193H155V194L152 193V194H154L155 196H154V195L151 196L152 194L150 195L151 192H149V191H148L149 194L146 193L145 196L142 194V196H144L145 198H147V199H145V201H148V202H145L146 204L151 202V201H150V198H151V197H152V199H153V200L151 199L152 202H153V204H152V203H151V205H148V204H147L148 206L145 205V206H146V207H145V206H144V198H141L142 196H140V195H141V194H140V193H141ZM151 191H152V190H151ZM209 191H210V190H209ZM217 191H216V192H217ZM219 191H220V190H219ZM219 191H218V192H219ZM226 191L229 192V189L226 190ZM239 191H240V190H239ZM245 191H247V190H245ZM18 192H17V193H18ZM24 192H25V191H24ZM24 192H23V193H24ZM138 192H140V193H139L140 195L138 194ZM170 192L168 191L167 193L170 194ZM173 192H174L175 194H174ZM177 192H178L179 194H178ZM195 192H196V193H195ZM200 192H201V191H200ZM203 192H205V191H203ZM203 192L201 193V195L199 196V198H196L198 201L195 200V202H193V204H191V203L188 202V204H190V205L188 206V204H187V206H185V204H186V202H187V199L185 200L186 202H184V198H187V196L184 195V196L182 197V199H181V197H180L179 204L177 205V206H180V207H181V205H183V206L187 207V209L189 208V209L187 210L188 212H187L186 214L189 213L190 216H191V214H194V215L196 216L195 221H196L197 219H198L197 221H199V219L201 220L200 217H202V216H204L202 220H204L205 217H206V219H207L208 217H210V215H208L207 212H209V211L211 210V205L213 204V202L211 203V201L209 202L208 200L205 201V198H204V199L202 198L203 196H205V194H204ZM214 192H215V190H214ZM221 192H222V191H221ZM235 192H236V190H235ZM23 193H20V195L22 194V196L25 197V196L23 195ZM188 193H189L190 195H189ZM209 193L213 194V190H212L211 192H209ZM222 193H223V192H222ZM229 193H230V192H229ZM229 193H228V195H229ZM232 193H233V191H232ZM239 193H240V192H239ZM249 193H250V192H249ZM160 194L163 195L162 193H160ZM197 194H198V193H197ZM197 194H196V195H197ZM230 194H231V193H230ZM246 194H248V193L246 192ZM148 195H149V196H148ZM207 195H208V194H207ZM207 195H206V196H207ZM214 195H215V194H214ZM220 195H221V193H220ZM220 195H219V196H220ZM252 195H253V194H251V197H253ZM133 196H134V195H133ZM137 196H135V197H137ZM139 196H140V197H139ZM146 196H148V197H146ZM165 196H166V195H165ZM168 196H170V195H168ZM168 196L166 197L167 199L169 198ZM189 196H190V197H189ZM217 196H218V195H217ZM244 196H245V195H244ZM263 196H264V195H263ZM12 197H13V198L15 197V198L13 199ZM16 197H17V198H16ZM20 197H21V196H19V198H20ZM149 197H150V198H149ZM158 197H159V198H158ZM171 197H172V196H171ZM171 197H170V199H171ZM211 197H213V196L211 195ZM211 197H210L209 199H211ZM240 197H241V195H240ZM248 197H249V196H248ZM139 198H141V200H139ZM148 198H149V200H148ZM162 198H165V197H164V196L161 197V200H162ZM166 198H165V200L167 201ZM193 198H194V197H193ZM193 198H192V199H193ZM207 198H208V197H207ZM214 198L216 199V196H215ZM16 199H18V201H17ZM154 199H155V201H154ZM158 199H159V200H158ZM170 199H168L167 202L164 200V202L168 203ZM218 199H219V197H218ZM218 199H217V200H218ZM220 199H222V198H220ZM226 199H227V197H226ZM248 199H249V198H248ZM248 199H247V202L245 201V203H249V202H248ZM30 200H31V199L27 200V202H33V201H30ZM133 200H134V198L132 197V202H133ZM193 200H194V199H193ZM222 200H223V199H222ZM222 200H221L220 202H222ZM231 200H232V199H231ZM250 200H253V199L250 198ZM250 200H249V201H250ZM21 201H22V202H21ZM140 201H141V202H140ZM158 201H159V202H158ZM182 201H183V202H182ZM213 201H214V200H213ZM2 202H3V203H2ZM18 202H20V203H18ZM136 202H137V201H136ZM154 202H155V203H154ZM157 202H158V203H157ZM223 202H224V201H223ZM235 202H237V201H235ZM235 202H233V204H232V205L234 206L233 208H235V205H234ZM252 202H253V204L255 203L254 200H253ZM259 202H261V201H259ZM16 203H17V204H16ZM162 203H163V202L161 201V204H162ZM182 203H184V204H182ZM194 203H195V204H194ZM210 203H211V204H210ZM227 203H228V202H227ZM227 203H226V204H227ZM231 203H232V202H231ZM237 203H238V202H237ZM237 203H236V204H237ZM243 203H244V202H243ZM245 203H244V204H245ZM262 203H263V201L261 202V206H262ZM3 204H4V205H3ZM14 204H15V205H14ZM19 204H20V205H19ZM25 204H26V203H25ZM134 204H135V203H134ZM180 204H181V205H180ZM216 204H218V202H217ZM222 204H224V203H221V205H222ZM226 204H225V205H226ZM244 204H243V205H244ZM256 204H257V203H256ZM256 204H254V205H256ZM1 205H3V207H1ZM152 205H154V206H155V209H156V215H153V216H152L153 218H151V216H149V215L147 214L148 209H150ZM191 205H192V206H191ZM225 205H224V206H225ZM228 205H229V204H227V206H228ZM230 205H231V204H230ZM232 205H231V207H232ZM237 205H239V203H238ZM243 205H239V207H240V206L242 207ZM251 205H252V204H251V202H250V206H251ZM13 206H14V207L16 206V208H14ZM136 206H137V205H136ZM149 206H150V208H149ZM154 206H152V209L149 210V211H151L152 214H153V212H154V214H155V210L153 209ZM159 206H160V204H159ZM162 206H163V205H161L160 208H161ZM169 206H170V204H169ZM172 206H173V208H172ZM247 206H248V205H247ZM261 206H260V204H259L258 207H255V206H254V207H255V208H254V207L252 206L253 209H251V207H250V209H251V210H254V212H255V211L258 212L259 209H260L259 207H261ZM263 206H264V205H263ZM43 207H44V206H42L41 208L43 209ZM156 207H157V208H156ZM180 207H178V208H180ZM191 207H192V208H191ZM213 207H214V206H213ZM219 207H220V206H219ZM225 207H226V206H225ZM228 207H229V206H228ZM236 207H237V206H236ZM20 208H21V209H20ZM28 208H29V207H28ZM35 208H37V207H35ZM44 208H45V207H44ZM178 208H175V209H178ZM181 208H184V207H181ZM214 208H216V205H215ZM217 208H218V207H217ZM226 208H227V207H226ZM243 208H244V206H243ZM257 208H259V209H257ZM261 208H264V207H261ZM10 209H11V210H10ZM29 209H30V208H29ZM37 209H38V208H37ZM37 209H34V210H37ZM133 209H136L135 205L133 206ZM133 209H132V210H133ZM165 209H166V208H165ZM165 209H164V210H165ZM171 209H172V210H171ZM222 209H223V207H222ZM236 209H237V208H235V210L231 208V210H230V208H229V209L227 208V211H228V213H234V216H236V215H235V214H236V211H239V213H242L241 211H242L243 209H242V210H240V208H239V210H236ZM244 209H245V208H244ZM255 209H257V210H255ZM9 210H10V211H9ZM157 210H158L160 213H159ZM178 210H179V212H177V216H181L182 214H181V215H178V214H180V212H181L183 209H182V210H181V209H178ZM216 210H217V209H216ZM225 210H226V209H225ZM232 210H234V211H232ZM247 210H248V209H247ZM0 211H1V209H0ZM31 211H32V210H31ZM31 211L28 210V212H31ZM40 211H41V210H40ZM40 211H39V212H40ZM149 211H148V213H149ZM165 211H166V210H165ZM175 211H176V210H175ZM221 211H222V210H221ZM227 211H226V212H227ZM244 211H246V210H244ZM244 211H243V212H244ZM261 211H264V210H261ZM261 211H259L258 214H260ZM13 212H15V213H13ZM16 212H17V214H16ZM157 212H158V213H157ZM184 212H185V211H184ZM184 212H183V213H184ZM212 212H213V210H212ZM217 212H218V210L216 211V213H217ZM223 212H224V213H223ZM223 212H222L223 214L226 213V212L224 211V209H223ZM164 213H166V212H163V216L161 217V218H163V220H164V218L166 217V216L164 217V215H166V214H164ZM170 213H173V212H170ZM175 213H176V212H175ZM228 213H227V214H228ZM248 213H249V212H248ZM248 213H247V214H248ZM130 214H131V213H130ZM149 214H150V213H149ZM157 214H158V215H157ZM186 214H185V215H186ZM209 214H210V213H209ZM212 214L214 215V213H212ZM217 214H218V213H217ZM223 214H221V215H223ZM244 214H245V213H244ZM244 214H243V215H244ZM249 214L252 215V213H249ZM255 214H256V213H255ZM258 214H257V215H258ZM262 214H264V212H263ZM27 215H29V213H27ZM27 215L24 216L26 220H27V218L30 219V217H28ZM30 215L33 216L32 214H30ZM30 215H29V216H30ZM38 215H39V213H37L36 216H38ZM135 215H134V216H135ZM168 215H169V214H168ZM175 215H176V214H174V216H175ZM206 215H207L208 217H207ZM219 215H220V213H219ZM253 215H254V214H253ZM21 216H22V215H21ZM26 216H27V217H26ZM34 216H35V214H34ZM36 216H35V217H36ZM130 216H132V215H130ZM145 216H144V217H145ZM169 216H170V215H169ZM182 216H183L182 218H181V217H178V219L176 218L177 220H174V219H175L174 217H172V218H171V217H170V218L168 217V218H169V221L171 220V222L173 221V223H169V222H167L168 218H165L164 221L161 220V221H162V223H161L162 225H161V227H159V228L163 229L165 226L168 227L169 224H170V225L173 224V225H172V228H173V229L170 227V225H169L168 228L165 227V228L167 229V230L165 229V233H164L165 235H166V231L169 232V233L171 232V229H172V231H173V230L175 229V225H176V227H177V229H175V231H176V230H177V231L181 230V227H182V225L186 222V220H187V224H189V223H188V219L185 218V217H187L188 215H187V216L182 215ZM190 216H189V217H190ZM199 216H200V217H199ZM216 216H217V215H216ZM216 216H215V217H216ZM254 216H255V215H254ZM254 216H253V217H254ZM259 216H260V215H259ZM262 216H263V215H262ZM262 216H261L260 218H262ZM18 217H19L20 219H19ZM132 217H133V216H132ZM138 217H137V218H138ZM148 217H147V219L149 220ZM160 217L157 218V219L160 220ZM198 217H199V218H198ZM224 217H225V219L227 218L226 215H225ZM238 217H241V216H238ZM251 217H252V216H251ZM263 217H264V216H263ZM11 218H12V219L17 218V219H15V220L17 221V223L14 224V223H15V222H14V223H13L14 225H11V224H12V221L10 220V222H8V219H11ZM32 218H34V217H31V219H32ZM134 218H135V217H133V218H131V219H134ZM137 218H136V220H137ZM184 218H185L186 220H185ZM194 218H195V217H194ZM210 218H211V217H210ZM212 218H213V217H212ZM217 218H218V216H217ZM219 218H220V216H219ZM219 218H218V221H222V222L217 223L218 221L216 220L217 222H215V225H214L215 227H217V228H224V227H225V228H226V227L228 228V227H230V228H231V226H233V224L231 225V223H230V221H229V220H230V219H229V218H230L229 216H228V219H229V220L225 221V224L223 223V220H225V219L223 218V216H222V218H220V219H219ZM243 218H244V220L246 219L245 216H244ZM247 218H248V217H247ZM145 219H146V217H145L144 219H141V220H143V221H140V219H139V222H138V221L136 222V220H134V224H135V223H139V224H135V225H137L138 227H140L139 225H141V227H142V224L144 225V221H145V223H146V222H149V223H150V222L152 221V220H149V221L147 220V221H146ZM181 219L184 220L185 222H181V221H182ZM213 219H214V218H213ZM213 219H212V220H213ZM221 219H223V220H221ZM231 219H232V217H231ZM233 219H234V218H233ZM235 219H236V217H235ZM250 219H251V218H250ZM2 220H1V222H2ZM5 220H6V221H5ZM15 220H13V221H15ZM22 220H24V218H22ZM32 220H33V219H32ZM158 220H157V221H158ZM190 220L192 221L193 218H191ZM208 220H209V218H208ZM24 221H25V220H24ZM161 221H160V222H161ZM176 221H177V222H176ZM178 221H179V222H178ZM195 221H193L194 223L189 221V222L191 223V224H189V225H187V224L185 223L186 225H185V224H184V225H185V227H186V230H184L185 228H184V225H183V227H182V229H183V230H182L183 233L186 232V231H188V232H189V231L192 232V231H193V228L198 224V222L196 221V223H197V224H196ZM213 221H214V220H213ZM239 221H240V220H239ZM239 221H237V223H235V225L237 224L236 226H238V224H239V226H242V227L244 228V225H245V224L248 225V223H246V222H243V224L240 225V224H241L240 222L243 221V220H241L240 222H239ZM246 221H248V220L246 219ZM255 221H256V220H255ZM3 222H2V224H3ZM25 222H26V221H25ZM25 222H24V223H25ZM31 222L33 223V221H31ZM31 222H30V224H31V226H32V223H31ZM36 222H37V220H36ZM129 222H131V221L129 220ZM132 222H133V220H132ZM155 222H156V221L154 220L153 223L155 224ZM175 222H176V223H175ZM206 222H207V221H206ZM227 222H229V224H227ZM233 222H234V221H233ZM238 222H239V223H238ZM261 222H262V221H261ZM5 223H4L3 225H5ZM8 223H9V226H8ZM10 223H11V224H10ZM156 223H158V222H156ZM167 223H169V224L166 225ZM174 223H175V224H174ZM201 223H202V221H201ZM210 223H211V222H209L208 224H210ZM222 223H223V224H222ZM244 223H245V224H244ZM250 223H251V222H250V220H249V225L247 226V228H249ZM252 223H254V222L252 221ZM258 223H259V222H258ZM25 224H26V223H25ZM27 224H28V222H27ZM27 224H26V225H27ZM30 224H28V225L30 226ZM33 224H34V223H33ZM132 224H133V223H132ZM132 224L130 225L131 227H132ZM146 224H147V223H146ZM159 224H160V223H159ZM164 224H165V226H164ZM178 224H179V225H178ZM192 224H193V225H192ZM199 224H200V223H199ZM199 224H198L197 226H199ZM208 224H207V225H208ZM213 224H214V222H213ZM3 225H2V226H3ZM10 225H11V226H10ZM28 225L25 226V227L28 228ZM35 225H36V224H34L33 226H35ZM149 225H150V224H149ZM152 225H153V224H152ZM190 225H191V227H189ZM210 225H212V224H210ZM228 225H229V226H228ZM230 225H231V226H230ZM257 225H259V224H257ZM2 226H0V229H1V230H2V228H3ZM12 226H13V227H12ZM16 226H17V225H16ZM137 226H135L136 229H137ZM150 226H151V225H150ZM153 226H155V227L153 228V231H154V229L157 228V227L160 226V225L157 224V226H156V224H155V225H153ZM162 226H163V228H162ZM173 226H174V227H173ZM179 226H180V227H179ZM192 226H193V227H192ZM236 226H235V227L233 226L234 228L232 227L231 229L229 228L230 231L232 232V231L235 230V229H236V231H237V227H236ZM21 227H19V228H20L21 230H23ZM25 227H23V228H24V231H26V229H27V228L25 229ZM131 227H130V228H131ZM141 227H140V228H141ZM147 227H148V226H147ZM187 227H188V228H191V230H190V229L187 230ZM201 227H202V228H201ZM257 227L259 228V226H257ZM263 227H264V226H262V229H263ZM10 228H11V231H9ZM120 228H121V227H119V231H123V230L125 229V228H124V229L122 230V228H121V229H120ZM130 228H129V229H130ZM133 228H134V227H133ZM135 228H134V232H135ZM144 228H145V226H144ZM150 228H151V227H150ZM150 228H149V229H150ZM159 228H158V229H155V231H156V230H159ZM169 228H171V229L168 230ZM199 228H200V229H198L199 231H203V230H201V229H204V228H205V229H204L205 232H206V229H207V230H208V229H209V230H212V229H213V227H211V226H209V225H208V226L205 225V220H204V224H202ZM247 228H246V226H245L244 229L246 230ZM251 228H252V227H251ZM251 228H249V229H247V230L249 231ZM258 228L255 229V230H257V232L259 233ZM12 229H13V230H12ZM20 229H18V230H20ZM129 229H127V232H128V233H130V231H132L131 229H130V230H129ZM146 229H147V228H145L144 231H146ZM215 229H216V228H215ZM229 229H228V230H229ZM232 229H233V230H232ZM238 229L240 230V232H242L240 228H238ZM1 230H0V238H4V237L6 238V239H5V238L3 239V242L1 241L2 244H3L4 242L6 243V241L8 240L9 235L5 232L6 234L4 233V235H8V237H6V236H4V235L1 237V235L3 234V233L1 234ZM18 230H17V232H18ZM29 230H30V228H29ZM29 230H27L26 232H28ZM150 230H151V229H150ZM194 230H195V233H196V232L198 231V230H197V227H196V229H194ZM196 230H197V231H196ZM209 230H208L207 232H208L209 235H210V232H211V231L209 232ZM221 230H222V229H221ZM247 230H246V231H247ZM251 230H254V229L252 228ZM251 230H250V231H251ZM263 230H264V229H263ZM30 231H32V230H30ZM119 231H117L118 234H117L116 232H115V234H114V236L117 235L119 238H118L117 236L113 237V238H112V239H113V242H112V240H111V242L109 241V242H110L109 245H112V244H113V245H118V244H119L118 241H119L120 237H121L120 242L124 239V238L122 239V236H119V235H120ZM147 231H148V230H147ZM147 231H146V232H147ZM160 231H161V230H159V232H160ZM162 231H164V230H162ZM177 231H176V232H177ZM212 231H214V230H212ZM216 231H218V230L216 229ZM216 231H214V232L216 233ZM223 231H224V229H223ZM225 231H226V230H225ZM3 232H4V231H3ZM9 232H11V233H9ZM124 232H125V230H124ZM124 232H123V233H124ZM134 232H133V233H134ZM150 232H151V231H150ZM150 232H149V233H150ZM173 232H174V231H173ZM179 232H180V231H179ZM188 232H187V233H188ZM218 232H219V231H218ZM227 232L229 233V231H227ZM252 232H253V231H252ZM261 232H262V231H261ZM22 233H23V232H22ZM29 233H30V232H28V234H29ZM32 233H33V232H32ZM125 233H126V232H125ZM135 233H136V232H135ZM161 233H162V232H161ZM171 233H172V232H171ZM187 233H184V234H186V236L183 234V235H184L183 239L187 237ZM193 233H194V232H192V235H193V237H194V234H193ZM200 233H201V232H200ZM232 233H233V232H232ZM263 233H264V232H263ZM13 234H14V235H13ZM28 234H27V235H28ZM131 234H132V232H131ZM131 234L128 235V237L131 236ZM146 234H148V233H146ZM155 234H156V233H155ZM158 234H159V233H158ZM162 234H163V233H162ZM164 234H163V235H164ZM177 234H178V233H177ZM177 234H176V235H177ZM180 234H182V233H180ZM198 234H199V233H198ZM198 234H196V236H197ZM206 234H207V233H206ZM212 234H213V232H212ZM225 234H226V233H225ZM238 234H239V233H238ZM251 234H252V233H251ZM254 234L256 235L255 232H254ZM24 235H25V234H24ZM32 235H33V234H32ZM124 235H125V234H124ZM150 235H151V234H150ZM159 235H160V234H159ZM167 235H168V234H167ZM173 235H174V233H173ZM215 235H217V233H216V234H213V236H214L215 238H214L213 236H212V237H213L214 239L211 237V235H210L211 238H210V237H207V241L210 242V241L213 239L214 242L211 241L210 243H212V244L215 243V239L218 237V236L216 237ZM220 235H223V232H222V234H220ZM229 235H231V234H229ZM248 235H250V234H248ZM255 235L252 234V237H253V236H254V237H253V238H249L250 240H251V239L254 240L253 242L250 241L249 239H243V241H246V243H245L244 245H243V243H241L240 245H242V246H237V245H236L237 248L234 247L235 244L232 243V244L230 245V246H231L230 251H229L230 254H231V249H232V251L235 249L236 251L239 252V251L242 249V247H243L242 251H245V249H247V251H248V255L250 256L249 260L252 259V261H251L252 264H263V263H264V259H263V257H264V235H263V234H262V235L260 234L259 236H257L258 238H257ZM19 236H20V235H19ZM22 236H23V235L21 234V237H22ZM29 236H31V235L29 234ZM125 236H126V235H125ZM161 236H162V235H161ZM170 236H171V235H170ZM170 236H169V239H165V238H167V237L162 236V237H165V238L162 239V241L164 240L163 243H166L165 240L169 241V242H167V243H171V247H172V246L175 245V244L173 243V241H174L173 239H171V242H170V238H171ZM180 236H182V235H180ZM189 236H190V235H189ZM232 236H233V235H232ZM250 236H251V235H250ZM15 237H14V238H15ZM116 237H117V238H116ZM151 237H153V236H151ZM157 237H159V236H157ZM174 237H175V235H174ZM178 237H179V236L177 235V240L179 239V241H177V242H180V238H178ZM10 238H12V237H10ZM25 238H26V237H25ZM31 238H32V237H31ZM114 238H116V239H114ZM145 238H146V237H144V239H145ZM198 238H199V237L195 238V240L198 241ZM208 238H210L211 240L208 239ZM226 238L228 239L229 237L226 235ZM226 238H225V239H226ZM16 239H17V238H16ZM21 239H22V238H21ZM27 239H28V238H27ZM117 239H118V241H116ZM126 239H127V237H126ZM151 239H152V238H151ZM153 239H154V238H153ZM183 239H181V242H182V243H183L184 240H187V239H189V238L184 239V240H183ZM190 239H192V241L194 240V238H190ZM190 239H189V241L191 242ZM201 239L203 240V242H206V241H205V238H204V239L201 238ZM231 239H232V238L230 237L229 240H231ZM233 239H234V237H233ZM237 239H239V238L237 237ZM241 239H242V238H241ZM1 240H2V239H1ZM4 240H6V241H4ZM9 240H10V239H9ZM9 240H8V241H9ZM18 240H19V239H18ZM114 240H115L116 242H114ZM138 240H139V241H138ZM138 240H135V238H134V239L132 240V242H133V241H136V243H137V241H138V242H141V239H138ZM154 240H155V239H154ZM154 240H152V243H153ZM158 240H160V238H159ZM209 240H210V241H209ZM247 240H249V241H247ZM12 241H13V238H12ZM27 241H28V240H27ZM29 241H30V240H29ZM33 241H34V242H37V241H35V239H34ZM130 241H131V240H130ZM197 241H196V242H197ZM216 241H217V240H216ZM219 241H220V240H219ZM224 241H225V240H224ZM226 241H227V240H226ZM243 241H242V242H243ZM14 242H17V241L14 240ZM19 242H21V241H19ZM34 242H33V243H34ZM142 242H143V241H142ZM154 242H155V241H154ZM217 242H218V241H217ZM217 242H216V243H217ZM220 242H221V241H220ZM228 242H230V241H228ZM231 242H232V241H231ZM231 242H230V243H231ZM233 242H234V241H233ZM236 242H237V241H236ZM5 243H4V244H5ZM8 243H10V241H9ZM27 243H28V242H27ZM29 243H30V242H29ZM31 243H32V242H31ZM33 243H32V245H33ZM114 243H116V244H114ZM117 243H118V244H117ZM121 243H124V242H121ZM148 243H149V241L147 242V245H148ZM150 243H151V241H150ZM156 243H157V242H156ZM156 243H155V244H156ZM159 243H160V242H158V244H156V245H159ZM167 243H166V246H170V244H167ZM172 243H173V244H172ZM184 243H186V241H184ZM188 243H189V242H187V244H184V246L188 245ZM191 243L193 244V242H191ZM216 243H215V244H216ZM218 243H219V242H218ZM218 243H217V244H218ZM222 243H225V242L222 241ZM4 244H3V245H4ZM11 244H12V245H10V244H9V245L12 246V248L15 247V246H13V244H15V243H11ZM21 244L23 245V243H21ZM25 244H26V243H25ZM133 244H135V242H134ZM133 244L131 243V245H133ZM139 244H140V243H139ZM197 244H199V243L197 242L196 245H197ZM200 244H201V243H200ZM203 244H204V243H203ZM233 244H234V245H233ZM3 245H2V246H3ZM18 245H19V244H18ZM18 245H17V246H18ZM22 245H21V246H22ZM126 245H127V244H126ZM137 245H138V244H137ZM143 245H144V242H143ZM150 245H151V244H150ZM152 245H153V244H152ZM190 245H191V244H190ZM196 245H195V242H194V245H191V246H193L192 249H194ZM210 245H211V244H210ZM0 246H1V244H0ZM2 246H1V248H0V252L3 251V249H2L3 247H6V246H3V247H2ZM23 246L25 247V245H23ZM23 246H22V248H23ZM28 246H31V245L28 244ZM127 246H128V245H127ZM129 246H130V245H129ZM138 246H140V245H138ZM144 246H145V245H144ZM178 246H179L178 251H175V252H177V253H176L177 256H175L174 251H172L173 249H175V246H173V249L171 250V251L173 252V253H171V254H173V256H175V258H176V257L178 258V254H181V255H182L181 251L184 253V246H183V244H182V245H179V243H178ZM178 246H177V247H178ZM181 246H183V249H182V250L180 249ZM188 246H189V245H188ZM188 246H186V248H187ZM191 246H190V247H191ZM211 246H212V245H211ZM215 246H216V245H215ZM221 246H223V245H221ZM26 247H27V245H26ZM131 247H132V246H131ZM135 247L138 249V247L136 246V244H135ZM145 247H146V246H145ZM145 247H144V249H145ZM158 247H159V246H158ZM160 247H161V246H160ZM160 247H159V248H160ZM177 247H176V248H177ZM197 247H198V246H197ZM197 247H196V248H197ZM200 247H202V246H200ZM213 247H214V246H212L211 248H213ZM238 247H239V248H238ZM7 248H8V247H7ZM10 248H11V247H10ZM12 248H11V249H12ZM146 248H148V247H146ZM149 248H150V247H149ZM153 248H154V247H153ZM163 248H164V247H163ZM181 248H182V247H181ZM188 248H189V247H188ZM205 248H207V247H205ZM205 248H204V250H205ZM233 248H234V249H233ZM4 249H6V248H4ZM16 249H17V248H16ZM129 249H130V248H129ZM129 249H128V250H129ZM144 249H143V250H144ZM169 249H170V248H169ZM192 249L189 248V252H187L188 250H187V251L185 250L186 252L183 254L184 258H185V254H188V253H190V252H191L193 255H195V253L193 252L194 250H192ZM197 249H198V248H197ZM6 250H7V249H6ZM29 250H30V249H29ZM132 250H133V249H132ZM134 250H135V248H134ZM141 250H142V249H141ZM148 250L150 251V249H148ZM161 250H162V249H161ZM176 250H177V249H176ZM179 250H180V251H179ZM190 250H192V251H190ZM204 250H203V251H204ZM122 251H123V250H122ZM124 251H125V250H124ZM126 251H127V250H126ZM129 251H130V250H129ZM136 251H137V250H136ZM139 251H140V250H139ZM164 251H165V250H164ZM209 251H210V250H209V248H208V252H207L206 254H204V255L199 254L200 259H199V256L197 255V256H198V259H199V261H198L199 264H213V263H215V262H216V264L218 263V257H216V256H219V254H222V253H218V251H217V253H215L213 249H212L210 252H209ZM226 251H227V250H226ZM236 251H235V253H236V255H237V252H236ZM247 251H246V254H247ZM7 252H8V251H7ZM127 252H128V251H127ZM130 252H131V253H127V254H128V255L130 254L129 256H130V258H132V257H133V255L131 256L132 251H130ZM141 252H143V251H140L139 254H142ZM158 252H159V250H158ZM178 252H180V253H178ZM195 252H196V250H195ZM211 252H213L215 255H214V254L212 255ZM227 252H228V251H227ZM227 252H226V253H227ZM2 253H3V252H2ZM5 253H6V252H5ZM10 253H11V252H10ZM133 253L135 254V253H137V252H133ZM145 253L148 254L147 252H145ZM150 253H151V252H150ZM155 253H156V252H155ZM155 253H154V254H155ZM164 253L167 254L166 257L169 258V257H168V255H169L168 252H167V253L164 252ZM169 253H170V252H169ZM191 253L189 254V255H190L189 257L186 256V258H187L188 260H190V261H192V258H195V256H196V255H195L194 257H192V256H191V255H192ZM244 253H245V252H244ZM127 254H126V255H127ZM152 254H153V253H152ZM227 254L229 255V253H227ZM227 254H225V255L227 256ZM232 254H234V253H232ZM238 254H239V253H238ZM240 254H241V251H240ZM240 254L237 255L238 258L241 257ZM22 255H23V254H22ZM123 255H124V254H123ZM123 255H122V259H123ZM128 255H127V256H128ZM137 255H138V254H137ZM150 255H151V254H150ZM161 255H162V254H161ZM234 255H235V254H234ZM118 256H119V255H118ZM129 256H128L127 258H129ZM138 256H139V255H138ZM151 256L153 257V255H151ZM157 256H158V254H157ZM173 256H171L172 259H171V257H170V259L172 260L171 262H170V259H169V262L167 261L169 264L172 263V262H173L172 264H174V262L176 261V260H174L175 258H174ZM179 256H180V255H179ZM246 256H247V255H246ZM18 257H19V255H18ZM119 257H120V256H119ZM134 257L136 258L137 256H134ZM139 257H140V256H139ZM143 257H144L145 260H149L150 258H152V257L148 256L149 259H147V258H146L147 255H143V254H142V258H143ZM159 257H160V259H161V256H160V255H159ZM159 257H157V259H159ZM190 257H191V259H190ZM201 257H202V258H201ZM219 257H220V256H219ZM230 257H231V256H230ZM244 257H245V254H244V256L241 257V258L244 259ZM140 258H141V257H140ZM153 258H155V257H153ZM162 258H163V257H162ZM177 258H176V259H177ZM180 258H183V257L180 256V257L177 259V260L180 261L178 264H180V263L182 262V261L180 260ZM186 258H185V259H182V260H185V263H183V264H186V261L188 262V260H186ZM226 258H229V257H226ZM226 258H223V259H226ZM245 258H247V257H245ZM19 259H20V257H19ZM137 259H138V258H137ZM165 259H166V258H165ZM165 259L163 258V262H164ZM15 260H16V259H15ZM17 260H18V259H17ZM120 260H121V259H120ZM130 260H132V259H130ZM138 260H139V259H138ZM145 260H144V261H145ZM151 260H153V259H151ZM194 260H195L194 263H195V264H198V262H196V258H195ZM221 260H222V259H221ZM227 260H230V262L233 261V260H231L230 258L227 259ZM235 260H236V264H240V262L237 261V257H236ZM235 260H234L233 262H231V263H230L229 261H224V262H225L226 264H228V263H229V264H233V263L235 262ZM140 261H141V260H140ZM144 261H143V262H144ZM153 261H155V259H154ZM153 261H152V262H153ZM245 261H247V260H245ZM262 261H263V262H262ZM136 262H137V261H136ZM141 262H142V261H141ZM147 262L150 263L149 261H147ZM167 262H164V264H165V263L168 264ZM238 262H239V263H238ZM243 262H244V261L242 260V263H243ZM144 263H145V262H144ZM190 263L192 264L193 261H192V262H188V264H190ZM219 263H220V261H219ZM221 263H222V262H221ZM221 263H220V264H221ZM225 263H222V264H225ZM242 263H241V264H242ZM248 263H250V262H248ZM140 264H142V263H140Z\"/></svg>","mask_w":264,"mask_h":264}]
</instances>
